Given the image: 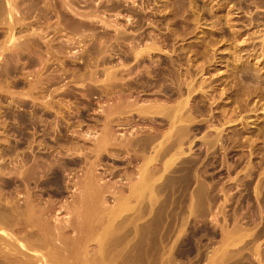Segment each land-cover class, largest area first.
I'll use <instances>...</instances> for the list:
<instances>
[{
    "label": "rangeland",
    "instance_id": "obj_1",
    "mask_svg": "<svg viewBox=\"0 0 264 264\" xmlns=\"http://www.w3.org/2000/svg\"><path fill=\"white\" fill-rule=\"evenodd\" d=\"M15 0H13V2H14ZM38 0H16L13 4L16 6V4L19 6H16L15 8L17 9H15L16 11H12V20H14V27H13V29H12V36H13V39L14 38H17V39H15L16 41H14V44L12 45V43H13V40H12V43L11 42H9V44H11L10 45V47H9V44L8 43H5V42H7V41H3L4 39H6L7 40V38H8V35H9V33H10V30H5V26H6V23H3V22H9V21H6V19H8L7 17H6V19H4L5 17L4 16H6V14H7V7H5V5L3 6L5 9L3 10V7H2V5H3V2H4V0H0V3H2L0 6V8H1V12H0V16L2 15V13L3 14H5L4 12H6V14L3 16H1L2 18H0V21L2 22V20H3V22H2V24L0 23V43H1V45L0 46H2V47H0V93H1V95L2 96H4V97H1L0 96V101L2 102H0V144L2 145L5 141H7L6 139H8V138H10V140H9V143H11V144H13V143H15L14 141L16 140L17 142L18 141H22V140H26L27 142H28V140H29V138H32L33 136L32 135H35V134H37L38 136H39V134H40V132H41V130H43L42 128H44V126H45V128L46 129H49V128H51V130L53 131V130H55L54 132L55 133H52V131L50 130V135L51 136H53L56 140H57V142L55 141V139L53 138V137H51V136H46V135H43V138H45V141L47 142V143H51V142H53L54 144H57V145H54L53 143H51L52 145H54V147H53V150L56 152V155L55 156H53V159L54 158H57V159H60L61 157H63V156H67L66 158H62L61 160L62 161H64V162H62L61 160L59 161V160H57L56 159V164H57V166L59 167V168H61V170H62V172L65 174V176L67 177V178H69L70 177V175H72L71 177L72 178H70V179H76V178H74V176L76 175V176H78V175H80L81 173H82V171L83 170H80V169H83V162L81 163V161L80 162H74V163H72L73 161H72V159L71 158H68L70 155H72L73 154V152H74V149H76L77 147V144H78V148L75 150V152L77 151V150H80V148H81V150L83 151L82 153L80 152V154H79V152L77 153H74V155L75 154H77L76 155V157L74 156V155H72V156H70V157H75V158H77V157H79V156H82L84 153H87V151H88V155H87V157H88V159H90L91 157V159L93 160L94 159V153H93V151H92V153H91V151H90V146L91 145H93V144H95V142L93 141H91L92 139V137H94L93 135H92V133H94L95 131V133L94 134H96L97 132H98V123L96 124V122H97V120L98 119H100L99 118V116H101L102 118H103V112H101L100 110H102L103 109V107H106L105 105L107 104H109V103H111V100H113V98L115 99L116 98V96L115 97H113L114 95H115V93H114V95H113V91L114 92H116V95H119V94H122V95H124V92H125V94H127V93H130L131 91L133 92H131L130 94H127L128 96H126V95H124L125 97H127V98H129V96H130V98H133L135 95L134 94H136L135 93V90L137 89V87H138V89L136 90L137 91V93L140 91V93H142L141 95H139V93H138V99H139V102H145V101H147V99L148 100H150V98H151V100L152 99H154L155 97L153 96V95H155V96H161V97H156V98H159V99H162V100H164V95H162V93H159L158 94V92H160V90H159V88L158 89H154L155 87L157 88V87H160V89H161V85H159V84H157V83H161L160 81H158L156 84L157 85H159V86H157L156 84H155V81H153V78L155 79V75H153L154 73H155V70H156V68H157V70L158 69H160L161 68V66L159 65L160 63H161V65H163L162 67L163 68H165V69H168L169 68V66L167 65V61L169 62V61H173L174 63V66H175V68L176 67H178L179 68V70L181 71L182 70V72H184L185 71V68H191L192 69V71H196V74H195V76L196 77H194L195 78V80H197V82H199L198 80L201 78V77H209V78H214V77H217V76H219V77H221L218 81H221V87H222V85L224 86V82H226L227 81V86L230 84V82H231V85L233 84L232 83V81H230L231 80V77H230V73L232 72V70L234 69L235 70V67L237 68V66H235V65H237V63L238 62H242V64H246V65H255L254 67H256V68H258L259 70H258V73L260 74V76H261V78H262V81L264 82V55H262V54H264V42H263V40H264V1L263 0H175V5H174V3H173V0H136V1H144V2H141V6H139L140 5V2H138V4H137V2L136 1H132V0H129L130 1V3L128 2V0H126V1H124V0H114V1H112V0H105L106 2V4L107 3H109L110 4V1H112L111 2V4H113L114 5V7L112 6V5H109V4H107V6H109V7H106V4H105V6H104V0H102V3H101V1L99 0H97L98 1V3L100 2V4H98L97 3V1L96 2H94L93 0L91 1V0H86V1H81V0H78V1H81L80 2V7L78 6V1L77 0H74L73 1V3H72V7L74 8V6L75 7H77L75 10L73 9V11H72V9L70 8L69 10L67 9V8H69V7H66V9H67V12H66V10L65 9H63V11H62V13H61V15L63 14L65 17L63 18L61 15H59V13H60V11L62 10V7L59 5V3H60V1L59 0H55V2H54V0H50V1H48V0H45V1H47V2H45V1H41V0H39V1H41V2H37ZM58 1H59V3H58ZM92 2L91 3V6H90V2ZM116 1V2H115ZM146 1V2H145ZM178 1H179V3L181 2V5L178 3ZM255 1V2H254ZM16 2H18V3H16ZM23 2V3H22ZM74 2H76L77 3V5H74ZM83 2V3H82ZM89 2V3H88ZM94 2V3H93ZM122 2V3H121ZM126 2H128V3H125ZM166 2H168L167 4H166ZM173 4H172V3ZM182 2H184V3H182ZM32 3V4H31ZM43 3V4H42ZM45 3H47V4H50V3H54V4H56L55 6H54V4H53V6H54V8H53V6H52V4H50V6L49 7H47L48 5L47 4H45ZM75 3V4H76ZM86 3H88L87 4V6H90V8L91 9H89V8H87L86 6H84V5H82V4H85L86 5ZM95 3H97V5H95ZM119 5H118V4ZM121 3V4H120ZM132 3L133 4H135L136 6H134V8H136L137 10H134V9H132V7H133V5H132ZM142 3H143V5H142ZM165 3V4H164ZM176 3H178V4H176ZM191 3H193V4H191ZM260 3V4H259ZM41 4V5H40ZM93 4V5H92ZM102 4V5H101ZM116 4V5H115ZM125 4V5H124ZM130 4V5H129ZM184 4V5H183ZM191 4V5H190ZM14 5H13V7H14ZM45 5H47V6H45ZM98 5H100L101 6V11L100 12H98L100 9L98 8V7H100V6H98ZM122 5V6H121ZM145 5V6H144ZM168 5V6H167ZM172 5V6H171ZM183 5V6H182ZM190 5V6H189ZM41 6V7H40ZM43 6H45L46 8H45V10L47 9V8H49V10L47 9L46 10V12H44L45 10H44V7ZM56 6L58 7V6H60V7H58L59 8V11H58V9L56 8ZM96 6H97V8H96ZM118 6H120L121 7V9H120V7L118 8ZM125 6V7H124ZM130 6H132V7H130ZM144 6V7H143ZM174 6V7H173ZM175 6H176V8H177V10H176V8H175ZM181 6V7H180ZM86 7V8H85ZM93 7H94V9H93ZM107 8V11L106 12H103V11H105L106 10V8ZM130 7V8H129ZM174 9H173V8ZM41 8H43V9H41ZM78 8H80L81 10L83 9L84 11L87 9L88 11L89 10H91L90 12H88V14H87V10L84 12L83 11V13L81 12V10H78L77 11V9ZM105 8V9H104ZM113 10H112V9ZM116 9V11H115V9ZM124 8H125V10H124ZM126 8H128V10L129 9H131L130 11H127V9ZM165 8V9H164ZM172 8V9H171ZM50 9H52V10H50ZM55 9H57V11L55 10ZM97 9H99V10H97ZM104 9V10H103ZM109 9V10H108ZM118 9H120V11L118 10ZM141 9H142V12H141ZM172 10V12L171 11H169V10ZM3 10V11H2ZM6 10V11H5ZM42 10V11H41ZM44 10V11H43ZM92 10H94L95 11V13H97V14H99V16L101 17L102 16V19H103V21H101V20H99L100 19V17L99 16H97L96 14L95 15H93V14H90V13H94V11L92 12ZM103 10V11H102ZM118 10V11H117ZM64 11H65V13H64ZM70 11V12H69ZM74 11L75 12H77L76 14L74 13ZM81 12L82 14H78V12ZM108 11H110L109 13H108ZM134 13H133V12ZM135 11H137V12H135ZM42 12H44V14H46L47 16H44V14H41ZM49 12H51V14L53 15V13H54V15L52 16V15H50V13ZM71 12H73L72 14L73 15H75V16H78V17H75V16H72V14H71ZM79 12V13H80ZM115 12V13H114ZM117 12V13H116ZM120 12V13H119ZM121 12H124V13H121ZM129 12V13H128ZM132 12V13H131ZM138 12H140V13H138ZM23 13H25V14H23ZM55 13H56V15H58V16H55ZM58 13V14H57ZM67 13V14H66ZM70 13V14H69ZM100 13L102 14V15H100ZM119 13V14H118ZM128 15H127V14ZM16 14H17V19L15 18V16H16ZM27 14V16H25ZM40 14V15H39ZM48 14H49V17H48ZM84 14H87L88 16H86L85 18H86V21L88 20V18H91L92 16V20H95V18L96 17H99V19L98 18H96V23H98V24H95V21L92 23L91 21H89V20H91V19H89L88 21H87V23L89 22V24L91 23L92 24V26H90L89 24V26L90 27H87V23H84L85 24V26L87 27V28H85V30H83L82 29V27H84V25L82 26V27H78V25H77V22L79 21V20H81L82 19V21L83 22H85V18L83 17V15ZM123 14V15H122ZM126 16H129V17H126ZM133 14V15H132ZM141 14H142V16H141ZM20 15L22 16L21 18H20ZM38 15H39V17H38ZM43 15V16H42ZM69 15H70V17H69ZM91 15V17H89ZM120 15V16H119ZM123 17H122V16ZM137 15H140V16H137ZM25 16V18H24V20H22V18ZM37 16V17H36ZM79 16H81V17H83V18H80ZM96 16V17H95ZM105 17V19L107 18V17H109V18H107L108 19V22H107V24L108 23H111V21H114V20H117L119 23H118V25L120 24V25H122V22H123V25H124V23L126 24L127 23V21H132V23L134 24H132V23H130V22H128V24L130 23V25H128V24H126L125 26H120L119 28H121V30L118 28V26H117V23L114 25V23L115 22H117V21H115V22H113V23H111V26L112 27H109L110 26V24H109V26L108 25H106L105 26V24H103L102 25V27H99V24L101 25L104 21H105V19H104V17ZM133 16V17H132ZM136 16V17H135ZM217 16H218V18H217ZM35 17H36V19H35ZM41 17V18H40ZM42 17H43V24L45 23V22H47V24L45 25L44 24V26H43V24L42 25H39V24H37V23H42L41 22V20H42ZM45 17H47L48 18V20L46 21V20H44V19H46ZM54 18V20H53V18ZM59 17V18H58ZM62 17V18H61ZM72 17V18H71ZM88 17V18H87ZM121 17H122V19H121ZM139 17H141V19L143 20H140L139 19ZM144 17H147V19L146 18H144ZM37 18H39V19H37ZM55 18H57V19H60L59 20V22H60V26H61V29H60V26H59V22H56V20H55ZM66 18V20L63 22V20ZM69 18H70V22H69ZM73 18H74V20H73ZM94 18V19H93ZM125 18V19H124ZM129 18L130 19H134L135 21L134 22H136V23H134L133 22V20H129ZM68 19V20H67ZM77 20V22H76V20ZM98 19V20H97ZM107 19H106V21H107ZM111 19H114V20H111ZM139 19V20H138ZM217 19H219V22H218V20ZM229 19V20H228ZM20 20V21H19ZM31 20H39L38 22L37 21H33L32 23H31ZM51 20H52V22H53V26L51 25ZM75 23L74 25H75V29H73V31H74V33H76L75 35H72V34H74V33H72L71 34V32H72V29H71V27H74V25L73 24H71V22L72 21ZM127 20V21H126ZM137 20V21H136ZM228 20V21H227ZM19 22V24H18V22ZM21 21H23L24 22V24H22L21 23ZM28 21H30V23L28 22ZM45 21V22H44ZM58 21V20H57ZM67 21H68V23H67ZM97 21H100V22H97ZM106 21H105V23H106ZM110 21V22H109ZM125 21V22H124ZM148 21H151V24H150V22H148ZM153 21V22H152ZM25 22L27 23V25L25 24ZM56 22V23H55ZM137 22H139V25L137 26ZM143 22V23H142ZM16 23V24H15ZM35 23V24H34ZM50 23V24H49ZM58 23V24H57ZM4 24V25H3ZM20 24H22V25H20ZM28 24H29V28L27 29V31L29 32V30L32 32L33 30V28H35V29H37V30H39V29H42V30H39V31H41L40 33L42 34V35H44L45 34V30H46V35H44L43 37H45V38H40V36H42V35H40V33H39V31L37 32V36L36 35H33V32L31 33L30 32V34L32 35V36H35V37H32L31 38V35H29V34H25V33H28L25 29L28 27ZM31 24H32V26L34 25V27L32 28L31 27ZM55 24H56V27H57V29L55 28ZM64 24V25H63ZM66 24V25H65ZM95 24V25H94ZM113 24V25H112ZM133 26H132V25ZM136 24V25H135ZM141 24V25H140ZM143 24V25H142ZM146 24V25H145ZM148 24V25H147ZM1 25H3L2 27H4V28H2L1 27ZM16 25V26H15ZM37 25H38V27H37ZM48 25V26H47ZM69 25H71L70 27H69ZM94 25V26H93ZM25 26H26V28H25ZM43 26V27H42ZM51 27V28H55L56 29V31L58 30H60V31H62L63 32V30H64V32H66V34L65 35H61V33L62 32H58L57 31V33L55 32V29H49L48 27ZM58 26H59V29H58ZM65 26H67L66 28L68 29V27L70 28L69 29V31L70 32H68L67 31V29L65 28ZM116 27V28H118L117 30H115V28L114 27ZM129 26H131V27H134L133 29L134 30H132V28L130 27L129 28ZM140 26H142L141 28H142V30L143 29H145V30H143V32H142V30H141V28H140ZM144 26V27H143ZM147 26V27H146ZM7 27V26H6ZM40 27V28H39ZM63 27V28H62ZM76 27H78L79 28V31H81L82 33H80L79 31H78V28H76ZM96 27V29H95V31L93 30V32H92V30L90 31V32H92V33H88V31L90 30V29H94V28ZM106 27V28H105ZM124 27V28H123ZM129 28V30L131 31V33L128 31V28ZM137 27H139V28H137ZM16 28V29H15ZM25 28V29H24ZM32 28V29H31ZM46 28V29H45ZM65 28V29H64ZM90 28V29H89ZM99 28V29H98ZM105 28V29H104ZM111 28H114V29H111ZM126 28V29H125ZM136 28H137V30H136ZM34 29V31H36ZM45 29V30H44ZM88 31H87V30ZM100 29H101V32H102V34H101V32L99 33L98 31H100ZM106 29H109V30H106ZM111 29V30H110ZM126 31H125V30ZM139 29V30H138ZM16 30V31H15ZM48 30H49V32H48ZM96 30H98V31H96ZM103 30V31H102ZM123 30H124V33H127V34H129L128 36H127V34L125 35L124 33H123ZM135 30L138 32V31H140V32H138L137 34H135V36L133 35L134 34V32H135ZM43 31V32H42ZM53 31V32H52ZM86 33H85V32ZM106 31H108V32H106ZM115 31V32H114ZM116 31H118L117 33H119L118 35H116L117 33H116ZM147 31H152V33H150L151 34V36H153V34L155 35V37H157L158 36V38L160 39V41L161 42H159V40H157L154 36V39H155V45H157V47H158V44L162 47V48H164V50H162V48L160 47H158L159 48V50L160 51H158V50H153V52H152V50L149 52L150 53V55L149 54H146L145 56V59L144 60H146V61H144V60H142V61H140V63L138 64L137 63V61L134 59V57H131L132 55H130L128 52L130 51L129 49H131L130 47H133V46H130V45H132L133 43H130V41H132V40H134V41H132V42H136V41H138L137 43H135V44H133V45H135V47H137V46H139V47H143V46H145L146 44H149L150 43V40L152 41V39H153V37H151V39L149 38V36H150V34L147 32ZM7 32V33H6ZM55 32V33H54ZM77 32H79L80 33V35H79V33H77ZM94 32H96L97 33V35L96 34H94ZM109 32H111V33H109ZM113 32V33H112ZM122 32V33H121ZM142 32V33H141ZM144 32L146 33V34H144ZM250 32H251V34H250ZM254 32V33H253ZM36 33V32H35ZM34 33V34H35ZM44 33V34H43ZM60 33V34H59ZM108 33V34H107ZM136 33V32H135ZM139 33H141V35H142V37L140 36V34ZM147 33L149 34L148 36H146L147 35ZM197 33V34H196ZM237 33V34H236ZM248 33H249V35H248ZM62 34H64V33H62ZM68 34V35H67ZM69 34H70V37H69ZM86 34V35H85ZM93 34H94V36H93ZM114 36L113 38H112V36ZM115 34V35H114ZM120 34H122L123 35V38L121 39V35ZM131 34L133 35L132 37L133 38H131ZM144 34V35H143ZM160 34V35H159ZM261 34H263V35H261ZM25 35L27 36H30L29 38H30V40H28V39H26L25 38ZM40 35V36H39ZM67 35V36H66ZM72 35V36H71ZM77 35V36H76ZM84 35V36H83ZM87 35H89V36H87ZM91 35L94 37V38H91ZM107 35H110L111 37L109 38ZM137 35V36H136ZM139 35V36H138ZM161 35H165L166 37V40H167V42H168V45L166 44V40H165V38L162 36V39L163 40H161ZM64 36H66V38L68 39V40H70L71 42H72V39L74 38V37H76L75 39H76V41H75V39H73L74 41V43L72 42H70V41H68L67 40V42H70L69 43V45H67L68 43H66L65 44V40H66V38H63ZM81 38H80V37ZM89 38H87V37ZM101 36V37H100ZM102 36H103V38L106 36L107 37V39L109 40V44H108V41H106L105 40V42H104V40H103V38H102ZM117 36V37H116ZM119 36V37H118ZM121 36V37H120ZM125 36H127L126 38H125ZM130 36V37H129ZM160 36V37H159ZM169 36V37H168ZM263 36V37H262ZM77 37H79V38H77ZM84 37H86V38H84ZM98 37H100V40L101 41H103L104 43H101V41L99 40V38ZM134 37H138V39L136 40V38L134 39ZM141 39H140V38ZM146 37V39H145V43H143V40H144V38ZM147 37H148V39H147ZM249 37V38H248ZM82 38H84V41H83V39ZM95 38H97L96 40H93V39H95ZM111 38H112V40H111ZM118 38V39H117ZM119 38L121 39L120 41H122V42H120L119 41ZM129 38V39H128ZM246 38H247V40H246ZM252 38V39H251ZM48 39V40H47ZM49 39H50V41H49ZM60 39V40H59ZM80 39V41H78ZM81 39H82V41H81ZM86 39V40H85ZM90 39H92V40H90ZM104 39H106V38H104ZM115 39H117L118 41H119V44H118V41L117 40H115ZM129 40V42H128V40ZM150 39V40H149ZM171 39V40H170ZM209 39H211L210 41H209ZM243 41H242V40ZM245 39V40H244ZM22 40H24V41H22ZM26 40H28L29 42H31V43H29L28 41L25 43V41ZM34 40V41H33ZM35 40L39 43V45H38V43H35ZM44 40L46 41L47 40V42L44 44ZM63 40V41H62ZM99 41V44L100 45H98V41ZM115 40V41H114ZM123 40H127V41H123ZM140 40V41H139ZM147 40V41H146ZM149 40V41H148ZM158 42H157V41ZM170 40V41H169ZM210 42V44H209V42ZM3 41V42H2ZM62 41V42H61ZM88 41V42H87ZM162 41H164V43H162ZM206 41H207V47H206V49L205 50H208V52L206 53V55L207 56H202L201 54L199 55V54H197L196 52L197 51H199V50H201V49H203L204 50V48H205V43H206ZM241 41V42H240ZM21 42H23V43H25L26 45H23ZM34 42V43H33ZM48 42H51L52 43V46H51V44L50 43H48ZM60 42V45L58 44ZM63 42H64V44L69 48V51H67L68 49H67V47H65V45L63 44ZM77 42V43H76ZM79 42V43H78ZM91 42V44H90V46L88 45L89 43ZM97 42V43H96ZM114 42V43H113ZM143 44H142V43ZM212 42V43H211ZM2 43H4V44H2ZM40 43H41V46H40ZM44 45H43V44ZM96 43V44H95ZM111 43H113V45H110ZM6 44V45H5ZM8 44V45H7ZM19 44H21V45H23L24 47H25V49H24V47H22V46H20ZM27 44H28V46H27ZM32 46H31V45ZM50 44V45H49ZM53 44H55V46L53 45ZM57 44H58V46L61 48H59L58 46H57ZM64 45V46H62V45ZM96 45L97 46V49H100V50H97L95 47L96 46H94V45ZM101 44H102V46H103V44H104V46H106V47H104V50H103V48H102V46H101ZM125 44L127 45L126 46V49H125ZM129 44V45H128ZM136 44H137V46H136ZM138 44H140V45H138ZM162 44V45H161ZM164 44V45H163ZM16 45H19L21 48H19L18 47V49H16L17 47H16ZM45 45H49L50 47H52L51 49H50V47L48 48V49H44V48H46V47H44ZM92 45H93V47H92ZM108 45V46H107ZM109 45L111 46V47H109ZM116 45V46H115ZM142 45V46H141ZM167 45V46H166ZM204 45V46H203ZM7 48V49H4L3 51V53H2V49L3 48H5V47ZM8 46V47H7ZM12 46V47H11ZM27 46V47H26ZM29 46H31L30 48L31 49H33V50H29L30 51V53H28V47ZM71 48H70V47ZM100 48H99V47ZM118 46L120 47L119 49H118ZM41 47H42V49H41ZM62 47H64V50H63V54H61L62 52ZM92 48V53L90 52L91 51V48ZM114 47L117 49H114ZM27 48V49H26ZM55 48H56V50H55ZM58 48V49H57ZM90 49V51H89V49ZM95 50H94V49ZM106 48V49H105ZM107 48H108V50H107ZM112 48V49H111ZM125 49V50H123V49ZM201 48V49H200ZM15 49L16 50H18V51H20L21 53H17V51H16V53H14V52H12V51H15ZM20 49H22V51L20 50ZM43 49H44V51H43ZM66 49V50H65ZM102 49V50H101ZM112 51H111V50ZM123 50V51H121V50ZM198 49V50H197ZM256 49V50H255ZM46 50H48V52L46 51ZM50 50H52V51H50ZM57 51L58 50V52H56V54H59L58 56H60V57H63V55L65 54V56H64V58H60V57H57V55L55 56H52V57H50L51 55H53L51 52H53V51ZM74 51V52H72V51ZM107 50V51H106ZM115 50V51H114ZM126 50L128 51V52H126ZM171 52H170V51ZM173 50V51H172ZM195 50V51H194ZM60 51V52H59ZM71 51V52H70ZM95 51V52H94ZM97 51V52H96ZM101 53H100V52ZM102 51H105L104 53L106 54H104ZM126 52L124 55H125V57H124V55H123V52ZM40 52H44V54L43 53H41L40 54ZM45 52H46V56H49L48 54L49 53H51L50 54V56L49 57H47V60H45L46 59V56H45ZM65 52H68V56H66L67 54L65 53ZM94 52V53H93ZM107 52V53H106ZM112 52V53H111ZM119 52V53H118ZM156 52V53H155ZM181 53L180 54V56L178 55V53ZM38 53H39V55H40V57H39V55H38ZM69 53H73L72 54V56H69ZM97 53H98V56H96L97 55ZM122 53V54H121ZM128 53V55H130L129 57H127L128 55H126ZM157 53H159V54H157ZM92 54V55H91ZM94 54H96V55H94ZM105 56H107V57H105ZM109 54V55H108ZM111 54V55H110ZM195 54V55H194ZM197 54V55H196ZM25 55V56H24ZM71 55V54H70ZM100 55V56H99ZM148 55V56H147ZM151 55H153V56H151ZM93 56H95L96 57V63H98L97 65H99V66H97L98 68H95L96 67V63L94 64V59L93 58H91V57H93ZM104 56V60H105V62L104 61H102L103 59H102V57ZM150 56H151V59L152 60H148L149 58H150ZM173 56V57H172ZM176 56H178V58L176 57ZM239 56V57H238ZM45 57V58H44ZM57 57V58H56ZM65 57L69 60H67V59H65ZM153 57V58H152ZM170 57H172V58H170ZM204 57V58H203ZM207 58V60H206V58ZM40 58H43L42 60H44V61H46L47 62V64H44L45 66H47V67H45L43 64H41V62H43V63H45L44 61H41L40 62ZM100 58H101V60H100ZM122 58V59H121ZM129 58V59H128ZM130 58H131V60H130ZM160 58V59H159ZM164 60H163V59ZM59 59V60H58ZM63 59V60H62ZM121 59V60H120ZM155 59V60H154ZM159 59V60H158ZM171 59V60H170ZM182 59V60H181ZM240 59V60H239ZM29 60V61H28ZM38 60H39V62H38ZM65 60H67V61H65ZM117 60H119V61H117ZM122 60H125L124 62H126V63H122ZM128 60V61H127ZM135 60V61H134ZM178 61V64L176 63L177 61ZM239 60V61H238ZM257 60V61H256ZM31 61V62H30ZM65 61V62H64ZM89 61H91V62H89ZM92 61H94L93 63H92ZM98 61V62H97ZM107 61H109L108 63H107ZM130 61V62H129ZM132 61H133V63H132ZM147 61H148V63L149 62H151V65L152 66H150V63H149V65H147ZM162 61V62H161ZM165 63H164V62ZM65 63V64H62V63ZM72 64H71V63ZM84 62H86V63H84ZM88 62V63H87ZM122 63V64H126V65H128L127 63H131L130 64V66H131V68H134L135 70V74H131V73H133V72H131L133 69H130V67H129V69H128V67L126 68V67H124V68H126L125 69V71H123L124 70V68L122 67L121 69L120 68H118V67H120V65L118 64V63ZM143 62V63H142ZM154 62V64H152ZM181 63V65H180V63ZM245 62V63H244ZM27 63H31L30 65L29 64H27ZM40 65H39V64ZM89 63H92V65L90 64V65H88ZM116 63V64H115ZM141 63H142V65L144 64V63H146V64H144L143 66L141 65ZM159 63V64H158ZM252 63V64H251ZM13 64H15L16 66L14 67V65ZM87 64V65H86ZM95 66H94V65ZM103 64H104V66L107 68V67H109V65H110V69L109 70H111L112 69V67H114V69H115V66L117 67V65H119L117 68V70L116 71H114V74L115 75H113L112 74V77L113 78H111V79H114V80H112L113 82H111L110 80V82L112 83L111 85L113 86V88H112V86H111V89H110V86L107 88V86L108 85H110V84H108V83H105L106 82V79H105V77L107 78L108 76H105L106 75V70H104L101 66H103ZM136 64H138V66L136 65ZM170 64V63H169ZM173 64H172V67H174L173 66ZM200 64V65H199ZM203 64H204V67H203V71H202V73H201V69H198V68H200V66L202 65L203 66ZM258 64V65H257ZM11 65H13V67L11 66ZM39 67H38V66ZM41 65L42 66H44V69H42L41 68ZM62 67H64L63 69H64V72H61V69L62 68H60V66ZM68 65V66H67ZM74 65H75V67H74ZM83 65H84V67L86 68V69H88V68H90V69H88V70H90V72L91 73H93L92 75H93V79H89V77L91 76V74H90V72L88 71V70H85V68H83ZM101 65V66H100ZM111 65H114V66H112L111 67ZM142 66V68H146L147 66H148V70L147 69H142L141 68V66ZM156 65H158V67L156 66ZM25 66V67H24ZM28 66V67H27ZM36 66V67H35ZM73 68L74 67V69H77L76 71H74V69H69V68H71V67ZM79 66V67H78ZM88 66V67H87ZM89 66H93L94 68H92L93 70H91V67H89ZM160 66V67H159ZM167 66V67H166ZM189 66V67H188ZM197 66H199V67H197ZM202 66H201V68H202ZM7 67H8V69H7ZM67 67H69V68H67ZM101 67V68H100ZM136 67V68H135ZM141 69V71H140V69ZM149 67H151V69H152V67L154 68V72H153V70H151ZM234 67V68H233ZM9 68H12V69H9ZM14 68H16L14 71H13V69ZM38 68V71H36V69ZM40 68V69H39ZM49 70H48V69ZM60 69V72L63 74V77H62V74L59 72V69ZM65 68H66V70H65ZM78 68H80V69H78ZM9 70V72L7 71V70ZM58 69V70H57ZM95 69V70H94ZM102 69V70H101ZM120 69V71L119 72H121V73H118L117 71ZM131 70V71H128V70ZM150 69V70H149ZM198 69V70H197ZM11 70H12V72H11ZM39 70H42V71H39ZM47 70V71H46ZM67 70H68V72H67ZM71 70H73V71H71ZM84 70V71H83ZM101 71V73L99 72V71ZM147 70V71H146ZM157 70H156V72H157ZM217 70H218V72H217ZM233 70V71H234ZM38 72L39 74H37L36 72ZM63 71V70H62ZM65 71L67 72V73H69L70 71V74H69V76H68V74L67 73H65ZM86 71H88V74H87V72ZM102 71H104L105 72V75H104V73H103V75H102ZM127 71V72H126ZM137 71H139V72H137ZM147 72V73H149L148 71H151L150 73H151V75L153 76V78L151 79L150 78V75H148L146 72V74L149 76H147L146 74H144L145 75V77L143 76V72ZM251 73H252V71L251 70H249ZM36 74H35V73ZM58 72V73H57ZM73 72H76L75 74H73ZM80 73L79 74V76H78V73ZM82 72V73H81ZM94 72H97V75L94 73ZM99 72V73H98ZM115 72H117V73H115ZM122 72H126V73H122ZM130 72V73H129ZM167 72V71H166ZM165 72V73H166ZM40 73H42V74H40ZM50 73H51V75H50ZM84 73H86V74H84ZM128 73V74H127ZM138 73H142L141 75H139ZM149 73V74H150ZM199 73V74H198ZM250 73V74H251ZM47 74V75H46ZM74 76H73V75ZM116 74L118 75L117 76V78L118 79H116L115 77H116ZM120 74V75H119ZM121 74H123L122 76H121ZM137 74H138V76H137ZM194 74V73H193ZM229 74V76L227 77V79H225V77H226V75H228ZM35 75V76H34ZM39 76V80H37V83L36 82H34V81H36V79H38V76ZM41 75V76H40ZM49 75V76H48ZM57 75V76H56ZM61 75V76H60ZM64 75L66 76V77H68V78H65L64 80L62 79V78H64ZM71 75V76H70ZM87 75H88V77H87ZM90 75V76H89ZM124 75H126V77L124 76ZM135 75V76H134ZM200 75V76H199ZM205 75V76H204ZM214 75V76H213ZM37 76V77H36ZM45 76H46V78H45ZM58 76H60V79H56V78H58ZM95 76H96V79H98V80H100V78H101V80L100 81H102L103 79H105L104 81H103V83L102 82H100V81H96L94 78H95ZM105 76V77H104ZM120 76L122 77V78H120ZM137 76V77H136ZM141 76H143L142 78H138V77H141ZM147 76V77H146ZM165 76L168 78L169 76H167L166 74H165ZM192 76H194V75H192ZM40 77H41V79H42V81H41V79H40ZM50 77H52V78H54V79H49ZM62 77V78H61ZM111 77V76H110ZM133 77V79H131ZM33 78V79H32ZM143 78L144 79H146L147 78V80H143ZM148 78H150L149 80L150 81H148ZM170 78V77H169ZM13 79V80H12ZM47 79H49V80H53V81H50L53 85H50V86H48L49 85V80L47 81ZM55 79L57 80V81H55ZM62 79V80H61ZM108 79H110V78H108ZM107 79V80H108ZM121 79V80H120ZM125 81H124V80ZM130 80V81H128V80ZM139 79L141 80L140 81V83H136L135 84V82L138 80L139 81ZM225 79V80H224ZM229 79V80H228ZM13 82H12V81ZM208 80L209 79H207V82H208ZM10 81V82H9ZM40 81H41V83H43V84H40ZM58 81H60L59 83H58ZM114 81H116V83H114ZM122 82L121 83V85H125L126 83H132V86L134 85V86H136L135 88H134V86L132 87V86H130V88H131V90L128 88V89H126L127 88V86H125L124 88H123V86L121 87V89H123V91L122 90H120L119 91V89H120V86H118L119 87V89L118 90H116L118 87L117 86H115V84H119L120 85V82ZM126 81H128V82H126ZM135 81V82H134ZM137 81V82H138ZM146 81H148V82H146ZM246 81L247 82H249L248 81V79H246ZM4 82H6V83H12L11 85H9V86H6L7 84L6 83H4ZM15 82V83H14ZM47 82H48V85H47ZM53 82H56L57 84H54ZM143 82V83H142ZM144 82H145V84H144ZM150 82H152L151 84H154L153 86H150ZM14 83V84H13ZM30 85H29V84ZM32 83V84H31ZM39 83V84H38ZM50 83V84H51ZM125 83V84H124ZM142 83V85L144 84L145 86H142L141 85V88H140V84ZM147 83V84H146ZM251 82H249L248 84L249 85H251V86H253V84L251 83ZM4 84V85H3ZM60 84V85H59ZM62 84H63V87H67L69 90V92H66L67 91V88L65 89V88H63L62 87ZM102 84H104L103 85V88H101V87H99V85H102ZM108 84V85H107ZM262 84V86L264 85L263 83H261ZM28 85V86H27ZM43 85H44V87H43ZM47 85V87H45ZM150 87H149V86ZM226 85V84H225ZM6 86V88L9 90V92H7L8 90L7 89H3L4 87ZM12 86V87H11ZM30 86V87H29ZM38 86V87H37ZM40 86H42L41 88H40ZM55 86V87H54ZM57 86H58V88H60L61 87V90L63 91V90H65V91H61L63 94H61V92H59L58 91V88H57ZM104 86H106V88L108 89H105V87ZM117 87V88H115V87ZM227 86H226V88H227ZM3 87V88H2ZM9 87V88H8ZM50 88V90L51 89H53V90H55V92L53 93V91L51 90L50 92H48L49 94L50 93H52L53 95H49L50 96V98L48 99L47 97H49L47 94L48 93H45V95L43 96V95H41V94H37V93H40L39 91H42V92H46V90H48L49 91V89H47V88ZM54 87V88H53ZM145 87V88H144ZM148 87V88H147ZM153 87V88H152ZM264 87V86H263ZM28 88H30L29 90L30 91H27L28 90ZM37 88H39L38 90H37ZM45 88H46V90H45ZM57 90H56V89ZM63 88V89H62ZM140 88V89H139ZM205 88V87H204ZM224 88V90L226 91V93L228 94V92H229V90L227 89H225V86L223 87ZM2 89H3V91H2ZM41 89V90H40ZM89 89V90H88ZM102 89H103V91H102ZM110 89V90H109ZM132 89H134V90H132ZM146 89H147V91L148 92H146ZM154 89V90H153ZM248 89V88H247ZM112 90V91H111ZM116 90V91H115ZM129 91V92H127V91ZM139 90V91H138ZM145 90V91H144ZM152 91L153 93H155V94H153L152 92V95H151V93H150V91ZM157 90H159L158 92H157ZM6 91V92H5ZM13 91H14V93H13ZM24 91V93H28L29 92V96H25L22 92ZM98 91H100L99 93H98ZM107 93H106V92ZM111 91V92H110ZM119 91V92H118ZM144 91V92H143ZM155 91V92H154ZM163 90H161V92H162ZM12 92V93H11ZM18 92V93H17ZM21 92V93H20ZM41 92V93H42ZM57 92L59 93V94H57ZM67 93V94H64V93ZM102 92L104 93L103 95H102ZM127 92V93H126ZM10 93V94H9ZM15 93H16V95H15ZM20 93V94H19ZM70 93V94H69ZM101 93V94H100ZM112 93V95H110ZM119 93V94H118ZM148 93H150V94H148ZM254 91L253 92H251L250 93V95H248V97H250V98H248L249 99V101L251 102H249V105L247 106V108H246V110H244V111H239V112H231V110H232V108H234L235 106V102L233 103L231 100L233 99L230 95H229V97H225L226 96V94L224 93L223 95H221V96H216L217 98H216V100L217 101H224V100H226V101H224V102H226L227 104L225 105V113H228V115L230 114V113H232V118L231 119H233V121L234 122H232V120H231V122H229L228 124H226L227 122H224V123H222L223 122V120H225L224 118L222 119V114H224V112L221 114V112L218 110V109H214V104H213V106L211 105V109L213 108V115L212 116H217V119L219 120V118H221L219 121L215 118V117H211L208 113H210V111L209 112H207L206 113V109L205 108H207V107H205L204 109L205 110H203V112L202 111H200V112H195V118H203L202 116H203V114L205 113L206 115L208 114V116L209 117H211V119L208 117V116H206L205 114H204V117L206 118L207 117V119H208V121L210 120L212 123H209L208 121L205 123V128L204 127H202V130L200 129V130H198V129H194L195 130V132H194V130H193V132L191 131V134H192V136H191V138L193 139H190L192 142H190L189 144H186V143H184L183 145H182V147H183V152H185V153H182V154H180L179 156H178V158L173 162V164L170 166V168L171 169H168V170H170L169 172H168V170H167V172L165 171L164 173H162V174H160L159 172H161V171H156L155 173H151V174H156L157 172H158V175L161 177L160 179L161 180H159V177L158 178H156V179H158L157 181L156 180H152V178H154L155 176L157 177L158 175L156 174L154 177L153 176H151V178L149 177L150 175H148V177L151 179L150 181H149V178L148 177H146L147 179H145V180H148V183H151L152 184V182L151 181H156L157 182V189H155L156 188V182H155V188H154V190H156L155 192H153L152 190H153V187H154V182H153V184L152 185H150L149 187H150V189H151V191H150V189L148 188V187H146L144 190L145 191H147V194L144 192V190H143V192L146 194V196H145V194H143V192H142V194L144 195H140V196H138V197H143V199H142V197L141 198H135V196H133V198H132V196L131 195H133V194H129L128 192H130V190L129 189H127V188H130V185H128V184H130L131 183V185H133L134 184V182L133 181H135V183L137 182V180H138V176H139V171L137 170V166L141 163V158L140 157H137L138 155H136V151H134L135 150V148L133 149L132 148V152L130 151V153H132L133 155H131L128 151H127V153H129V155L126 153V156H125V154H123L124 152H126V149L127 150H131V148H128V146H125V147H127V148H125V147H116L117 145H114V144H110V145H107L106 147H111V148H109L111 151H109V149L108 148H106V150H108V152H110V155H111V153L112 154H116V155H119V157L118 156H114V155H112V156H110V155H108V152L107 151H105V149L103 150V152H101V153H103V154H101L100 155V158L101 159H99L98 160V166L96 167V170L99 172V175H100V172H101V174L103 175V176H105V177H103L102 175V177H101V179H104V181H106L107 180V182H109L110 181V183L111 182H114V180H115V182H114V185H116V186H114V193H115V195H114V193H112L113 192V188H111V187H113L111 184H109V185H111V190H112V192H107V193H104V197H105V206L104 207H106V208H110L111 207V209H112V206H113V204H115L114 206H113V208H115V206H117L118 205V207L120 208V204L122 203H120L119 201H121V198H122V201L125 199L126 200V198H125V195H126V197H127V195H130V201H129V207H127V210L126 209H124V210H122V212L123 213H121V215H122V217L123 216H125L126 217V219L124 220V223L125 224H123V225H127L126 226V228L125 229H128V232H127V234H129V235H127L126 234V239H130V237H132V238H135V239H133L131 242H133V241H135L134 242V245H133V243L131 244V252L133 253V255L134 254H136V258L132 255V253L130 252V249L128 250V256H131V257H133V258H131V260L129 259V258H127L126 260H125V256H124V259L122 258V261H121V263L122 264H125L126 262H128V261H133V263L134 264H142L141 263V261L143 262V264H160L159 262H158V260L157 259H159L158 258V256L160 255V253H161V251H165V253H164V264H220V261L221 262H224V261H222V260H224L225 259V261L226 262H228V264L229 263H232V264H264V204L262 203V207L260 206L261 205V203H260V201H262V202H264L263 200H264V171H261V170H264V92H262V94H261V96H259V95H257V91H256V93H254ZM4 94V95H3ZM6 94V95H5ZM13 94V95H12ZM21 94H23V96H24V99H23V96L21 95ZM32 94V95H31ZM42 94H44V93H42ZM68 94H69V96H68ZM86 94V95H85ZM106 94V95H105ZM110 95V97H108L107 95ZM147 94L149 95V96H147ZM156 94H158V95H156ZM252 94V95H251ZM259 94V93H258ZM7 95H9V96H7ZM10 95L12 96V98H13V96H14V100H12V102L10 101V103H8V104H10V105H8L6 102L7 101H9L10 100ZM22 97H21V96ZM37 95H40L42 98H44L43 100H50L51 101V104H52V102L53 101H56L55 100V98L57 99V101L55 102V104H54V102H53V105L52 106H54V107H51V108H41V109H38V108H40L41 106H43L44 107V105H42V104H33L32 102H35V101H37V102H40V101H43V100H39L38 98L40 97H38ZM47 95V96H46ZM56 95V96H55ZM65 95V96H64ZM98 95H100L98 98H97V96ZM133 95V96H132ZM152 97H154V98H152ZM32 96V98L30 99V97ZM35 96H37L36 97V99H35ZM108 97V98H104V97ZM146 96V97H145ZM263 96V97H262ZM5 97H7V98H5ZM21 99V100H23V102L19 99V98ZM40 97V99H42ZM61 98V100L64 98L65 100H62V101H64V102H61L62 104H60L59 102L61 101V100H59L60 98ZM88 97H90V98H88ZM96 97V98H95ZM113 97V98H112ZM145 97V99L143 100L142 98H144ZM147 97H150V98H147ZM163 97V98H162ZM261 97V98H260ZM2 98V99H1ZM51 98H53V100L51 99ZM67 98V99H66ZM222 98V99H221ZM259 98H260V100H259ZM5 99V100H4ZM6 99H7V101H6ZM9 99V100H8ZM19 99V101L17 102V101H15V100H18ZM111 99V100H110ZM143 100V101H140V100ZM25 100V101H24ZM28 100H30L29 102H28ZM31 100H32V102H31ZM34 100V101H33ZM110 102H109V101ZM3 101H5V102H3ZM15 101V102H14ZM65 101H66V106H63V104L65 103ZM106 101V104H104L103 105V107L101 108V106H102V102H105ZM14 102V103H13ZM20 102V103H19ZM22 102V103H21ZM24 102L26 103V104H24ZM31 102V103H30ZM99 102V103H98ZM148 102V101H147ZM232 102V103H231ZM3 103H4V105H3ZM18 103V104H17ZM29 103H30V106H29ZM56 103H57V105L59 106V104H60V108L59 109H61V111H59V109L57 108V105H56ZM69 104V106H68V104ZM86 103H88L87 105H91L89 108H87V106H86ZM98 103V104H97ZM101 103V104H100ZM25 105V106H23V105ZM96 104V105H95ZM7 105V106H6ZM16 107H15V106ZM32 105H34V106H32ZM41 105V106H40ZM56 105V106H55ZM65 105V104H64ZM84 105H85V107H84ZM99 105H101V106H99ZM208 105V104H207ZM253 107H252V106ZM3 106V107H2ZM9 106V107H8ZM13 106V107H12ZM36 106V107H35ZM39 106V107H38ZM61 106H63V107H61ZM10 107H12V108H10ZM66 108V110H65V108ZM84 107V108H83ZM92 107V108H91ZM99 107V108H98ZM250 109H249V108ZM7 108V109H6ZM35 109V111L37 112H40L39 114H37L36 112H33L34 111V109ZM52 108H55V109H52ZM62 108H64V110L62 109ZM80 108V109H79ZM101 108V109H100ZM43 109V110H42ZM50 109H52V110H50ZM89 109V110H88ZM97 109V110H96ZM99 109V110H98ZM27 110V111H26ZM40 110H42L43 111V113H44V115H45V113H46V115L45 116H43V113H41V111ZM57 110H58V113H57ZM96 110V111H95ZM217 111V112H215V111ZM250 110V111H249ZM4 111V112H3ZM14 111V112H13ZM25 111V112H24ZM47 111H52V112H48L49 113V115L47 114ZM101 112L100 114L98 113V112ZM236 111H238V109L236 108ZM17 114H16V113ZM31 113V112H33V113H36V114H34L33 115V113H31V115L29 116L28 114L29 113ZM60 112H62V113H60ZM63 112H65V113H67L68 114V116H67V114H66V116H65V114L63 113ZM212 112V111H211ZM220 112V113H219ZM14 113V114H13ZM23 113L25 114V115H23ZM28 113V114H27ZM55 113H56V115H55ZM194 113V112H193ZM197 113V114H196ZM199 113H203V114H199ZM215 113H217V114H215ZM239 113V115H237ZM9 114V115H8ZM22 114V115H21ZM42 114V115H41ZM52 114V115H51ZM55 115V117L54 118H52L51 116H54ZM59 114V115H58ZM83 116H82V115ZM234 114H235V116H234ZM3 115V117H1ZM5 115V116H4ZM28 115V116H27ZM33 115V116H32ZM40 115V120L41 121H39L38 119H37V117L36 116H39ZM48 115V116H47ZM57 115H58V117H57ZM64 115V116H63ZM99 115V116H98ZM196 115H197V117H196ZM198 115H199V117H198ZM243 115V116H242ZM11 118H10V117ZM21 116H23L24 117V119H23V117L21 118ZM31 116H32V118H33V120H32V118H31ZM42 116H43V119L45 120H43L42 119ZM47 116V117H46ZM59 116H62V118L60 117L59 118ZM91 116V117H90ZM95 116V117H94ZM98 116V117H97ZM120 116V115H119ZM124 116V117H123ZM123 116H121V117H123V119L121 118V117H118V116H114L115 117V119H117L118 121H119V123H117V121L115 122V119H114V117H111V115L109 116V121L111 122V124L110 125H114L113 127H115L114 129H113V127L112 126H110L111 128H112V131H114V130H116V127H118L117 129L120 131H122L123 130V132H121V133H125L126 135H128L129 134V136H131V132H129L130 130L131 131H133V129H130V128H134L136 125L134 124V122H130V121H127L126 120V117L128 118V116H129V114L128 115H123ZM220 116V117H219ZM237 116V117H236ZM6 117V118H5ZM10 119H9V118ZM16 117H17V120H16ZM27 117H29V119L27 118ZM46 117V118H45ZM48 117H49V119H51V122H50V120L48 119ZM51 117V118H50ZM66 117V118H65ZM69 117V119H68V121L66 120L67 118ZM96 117L98 118L97 120H96ZM112 119H111V118ZM118 117V118H117ZM235 117V118H234ZM15 120H14V119ZM20 118V119H19ZM28 120H27V119ZM31 118V119H30ZM60 120H59V119ZM64 118V119H63ZM102 118H101V120H102ZM120 118V119H119ZM125 118V119H124ZM131 118V117H130ZM130 118H128L129 120H131ZM237 118V119H236ZM240 118V119H239ZM5 119V120H4ZM22 119V120H21ZM46 119H48V120H46ZM53 119H55V120H53ZM94 119V121L96 120V122H94L93 123V120ZM213 119H214V121H213ZM236 119V120H235ZM4 120V121H3ZM7 120V122L8 123H5V124H7V125H4V123L3 122H5ZM13 122H12V121ZM23 120H24V123H26V124H24L23 123ZM53 120V121H52ZM67 121V124L68 123H75V125L76 124H78V126H76V128H75V125H73V124H69L70 126H67V124H65V125H63V121ZM79 120H80V122H79ZM103 120H104V118H103ZM102 120V121H103ZM114 120V121H113ZM125 122H124V121ZM133 120V119H132ZM131 120V121H132ZM155 120H159L160 121V118L158 117V118H155ZM217 120V121H216ZM21 121H22V123L23 124H21ZM27 121V122H26ZM30 121V122H29ZM31 121H33V122H31ZM37 121H39V122H42V123H39L38 122V124H35V122L37 123ZM56 121H57V123H60V121H62L61 123V125L63 126V127H60L61 125L60 124H57L56 123ZM100 120H98V122H99ZM113 121V122H112ZM122 123H121V122ZM156 121V122H157ZM158 121V122H159ZM222 121V122H221ZM48 122L49 123H51V124H48ZM55 122V123H54ZM79 122V123H78ZM86 122H88V123H86ZM116 124H119V125H116ZM126 122H130V123H126ZM10 123H11V125H10ZM33 124V126L35 127H33L32 126V124ZM45 123L47 124V125H49L48 126V128L46 127V125H45ZM56 124V125H54V124ZM66 123V122H65ZM91 125H90V124ZM114 123V124H113ZM121 123V124H120ZM124 123H126V124H124ZM134 124V126H132L133 124ZM9 124V125H8ZM28 124V125H27ZM42 124H44V126L41 128L40 126ZM94 124V126H96L95 128H93V125ZM96 124V125H95ZM99 124H100V129H101V124H103V122H99ZM123 124V125H122ZM130 124V125H129ZM209 124V125H208ZM225 124V125H224ZM16 125V126H15ZM26 126V127H24V126ZM30 125V126H29ZM59 125V126H58ZM116 125V126H115ZM127 125H129V127L130 128H128V126ZM214 125V127H215V125H217L218 127H215L216 129H214V127H212ZM6 126V127H5ZM8 126V127H7ZM14 126V127H13ZM19 126V127H18ZM28 126V127H27ZM38 126L40 127V129L41 130H39V128H38ZM51 126H53V127H51ZM67 126V129L65 128ZM71 126H72V130H73V126H74V128H75V130L77 129V127H79L81 130H79V128L76 130L77 132H78V136L80 135V134H82L81 132H86V131H90V135L89 136H91V137H86V140H85V142L83 143L82 141L83 140H81V137H78V136H76V137H78L79 138V140L78 141H76V139H75V141H73L74 139V137H75V135H77L76 133H74L73 135L71 134V133H73V132H71L69 129L71 128ZM90 126V127H89ZM122 126L124 127V129L122 128ZM128 128V130L129 131H127V128ZM132 126V127H131ZM209 126V127H208ZM211 126V127H210ZM221 126V127H220ZM224 126V127H223ZM261 126V127H260ZM23 127V128H22ZM30 127H31V129L33 130H35L36 131V133H35V131L33 130V132H31V129H30ZM55 127V128H54ZM60 127V128H59ZM86 127H89L88 129L86 128ZM122 129H121V128ZM165 127V126H164ZM6 128H9V129H6ZM13 128H15V130H16V133H15V131H12V129ZM16 128H18V129H16ZM30 129V131H29V129ZM38 129V131H37V129ZM65 128V129H64ZM69 128V129H68ZM85 128V129H84ZM126 128V129H125ZM218 128H220L222 131H221V136H222V142H221V144H218V145H215V147H213V146H211L212 148H208V150H205V148H203L204 147V145L201 143V141L202 140H204L205 138H207L206 136H208L209 135V138H210V135H213V134H215V132H216V130L218 129ZM223 128V129H222ZM234 128V129H233ZM263 128V129H262ZM5 129H6V131H5ZM21 129H25L24 131H28V132H30L29 134H30V136L31 137H28L27 139H26V137L25 136H27L28 135V132L26 133V132H24L23 130H21ZM26 129H28V130H26ZM57 129V130H56ZM62 129H63V131H62ZM83 129H84V131H83ZM87 129V130H86ZM95 129V130H94ZM97 129V130H96ZM99 129V130H100ZM10 130L13 132H11V133H9L10 132ZM66 132H65V131ZM69 130V131H68ZM75 130H73V131H75ZM86 130V131H85ZM92 130V131H91ZM94 130V131H93ZM118 130H116L115 132H117V133H115L116 135H118V134H120V132L118 131ZM124 130H126L127 132H129V133H126V132H124ZM208 130V131H207ZM258 130V131H257ZM263 130V131H262ZM6 132V133H3V132ZM23 133H22V132ZM56 131H60L59 132V134H58V132H56ZM62 131V132H61ZM69 133H68V132ZM75 131V132H76ZM79 131H80V134H79ZM199 131V132H198ZM203 131V132H202ZM232 131V132H231ZM38 132V133H37ZM64 132H65V134H64ZM71 132V133H70ZM100 132V131H99ZM119 132V133H118ZM198 132V133H197ZM210 132H212V134H210ZM223 132V133H222ZM21 133H22V135H21ZM25 133V134H24ZM31 133H33L32 135H31ZM35 133V134H34ZM61 133V134H60ZM64 135H66V136H63V134ZM207 133H208V135H207ZM232 133H233V135L234 136H236L235 134H237L238 136H240L241 134V136H240V140L242 141L241 143H242V145H241V143L239 144V145H237V144H235L234 145V143H232V142H230L231 140H229V137L231 138V137H234L233 135H232ZM239 133V134H238ZM6 134H8V135H6ZM13 134V135H12ZM25 136H24V135ZM71 136H70V135ZM98 134V133H97ZM96 134V135H97ZM194 134V135H193ZM205 134H206V136H205ZM254 134H256V135H254ZM260 136H259V135ZM5 135V136H4ZM10 135V136H9ZM37 135H35L34 136V138L33 139H40V137H38ZM60 135H61V137H60ZM196 135V136H195ZM201 135V136H200ZM203 135V136H202ZM228 135H229V137H228ZM263 135V136H262ZM13 136V137H12ZM44 136H46V137H44ZM57 136H59V137H57ZM74 136V137H73ZM81 136V135H80ZM204 136H205V138H204ZM224 136V137H223ZM225 136H226V138H225ZM237 136V137H238ZM256 136V137H255ZM262 136V137H261ZM4 137V138H3ZM8 137V138H7ZM24 137V138H23ZM53 138L54 139V141H53V139H51V138ZM63 137H64V139H63ZM66 137V138H65ZM73 139H71V138ZM196 137V138H195ZM199 137H203V139L202 138H200L199 139ZM212 137V136H211ZM228 137V138H227ZM260 137V138H259ZM3 138V139H2ZM49 138V139H48ZM58 138V139H57ZM87 138H89V139H87ZM239 138V137H238ZM242 138H243V140H242ZM14 139V140H13ZM48 139V140H47ZM62 139V140H61ZM69 139V140H68ZM70 139L73 141H71L73 144H74V142H75V148L73 147V144L71 143V142H69L70 141ZM245 139V140H244ZM248 141H247V140ZM24 140V143H26V141ZM59 140V141H58ZM65 140V141H64ZM3 141V142H2ZM12 141H13V143H12ZM65 142V144L64 145H66V146H64V145H62V143H64ZM66 141H68V142H66ZM92 142V143H87V142ZM246 141V142H245ZM61 142V143H60ZM78 142V143H77ZM230 142V143H229ZM251 142V143H250ZM58 143H60V144H58ZM66 143H71L70 145H71V147L69 146V144H66ZM77 143V144H76ZM79 143H83L82 145L81 144H79ZM86 143V144H85ZM192 143V144H191ZM226 143H229L230 144V146H228L229 144H226ZM232 143V144H231ZM244 143H245V145H244ZM255 143V144H254ZM247 144V145H246ZM253 144V145H252ZM80 145V146H79ZM86 145H90V146H88V149H86ZM113 145V146H112ZM187 145H189L188 147H187ZM203 145V146H202ZM221 145V146H220ZM227 145V146H226ZM249 145H250V147H249ZM57 146H64V147H57ZM85 147V148H83V147ZM220 146V147H219ZM239 146V147H238ZM55 147H57V148H55ZM65 147H67V148H65ZM113 147V148H112ZM132 147V146H131ZM189 147L191 148V149H189ZM225 149H224V148ZM229 147V148H228ZM59 148V149H58ZM60 148H65V149H62V150H60ZM68 148H70V149H73V150H71L70 151V149L68 150ZM93 147L91 146V149H92ZM122 148L123 149H125V150H122ZM214 148V149H213ZM222 148H223V150H222ZM231 148V149H230ZM112 149H113V151H112ZM115 149V150H114ZM116 149H120L119 151L118 150H116ZM222 150V152H221V150ZM226 149H228V150H226ZM80 150V151H81ZM146 150H148V149H146ZM251 152H250V151ZM260 150V151H259ZM53 151V153H55ZM71 153L72 151V153L70 154L69 152ZM105 151V152H104ZM115 151H118L119 153H116ZM124 151V152H123ZM215 151V152H214ZM61 154H59V153ZM66 153V152H68V155H67V153L66 154H64L63 155V153ZM107 152V154H105ZM115 152V153H114ZM121 152V153H120ZM134 152H135V155H134ZM147 152V151H146ZM207 152V153H206ZM250 152V153H249ZM89 153L92 155L93 154V156H89ZM210 153V154H209ZM244 153V154H243ZM123 154V155H122ZM240 156H239V155ZM108 155V156H107ZM124 156L125 158L127 157L131 162L132 161H136L138 158H139V160H137L136 162H129V160H128V162L130 163V165H128V162H127V158L125 159L124 157H122V156ZM205 155V156H204ZM244 155V156H243ZM101 156H103V157H101ZM121 156V157H120ZM132 156V157H131ZM135 156V157H134ZM242 156V157H241ZM90 157V158H89ZM106 157V158H105ZM184 157V158H183ZM239 157V158H238ZM165 158H166V156H165ZM164 158V159H165ZM181 158H183V159H181ZM191 158V159H190ZM195 158V159H194ZM198 158V159H197ZM67 159V160H66ZM103 159V160H102ZM163 159V160H164ZM186 159H187V161H186ZM188 159H189V161H188ZM192 159H193V161H192ZM259 159H262V160H259ZM68 160H70V161H68ZM101 160H102V162H101ZM105 160V161H104ZM180 160V161H179ZM197 160V161H196ZM65 161H66V163H65ZM89 161V160H88ZM138 161H139V163H138ZM183 161V162H182ZM259 163H258V162ZM60 162V163H59ZM101 162V163H100ZM63 163V164H62ZM78 163L80 164V166L78 165ZM104 163V164H103ZM138 163V164H137ZM160 162H156V164L158 165ZM229 163V164H228ZM258 163V164H257ZM263 163V164H262ZM61 164H62V166H61ZM66 164V165H65ZM72 165V169H69V168H71V165ZM82 164V165H81ZM86 164H87V162H86ZM102 164V165H101ZM106 164V165H105ZM133 164L135 165L136 164V166H133ZM180 165V167L179 166H177V165ZM189 164V165H188ZM253 164V165H252ZM67 167H69L68 169L71 171H73V170H75L74 171V173L72 172H69V170L68 169H66V168H64L65 166ZM70 165V166H69ZM73 165H74V167H73ZM75 165H77V166H79V167H77L76 168V166ZM101 165V166H100ZM109 165V166H108ZM230 165V166H229ZM262 165V167L261 168H259L260 166ZM108 166V167H107ZM128 166V167H127ZM159 166V165H158ZM183 166H185L184 168H183ZM196 166V167H195ZM103 167V169H101ZM107 167V168H106ZM131 167H132V169H131ZM174 167V168H173ZM183 169H182V168ZM187 167V168H186ZM229 169H228V168ZM253 167H254V169H255V171L253 170ZM63 168L65 169L64 171H68V172H64L63 171ZM100 168V169H99ZM104 168H105V170H104ZM109 168V169H108ZM127 168H130V169H128L129 170V175H126V172L128 171H125ZM173 168V169H172ZM176 168H179L180 170L179 171H176V172H174V170L176 169ZM190 168H192V169H190ZM258 168V169H257ZM77 169H78V171H77ZM187 169H189V170H187ZM257 169V170H256ZM81 171V173H79L80 171ZM171 170H173V171H171ZM252 170V171H251ZM110 171V173L112 174H110V173H108ZM118 173H117V172ZM125 171V173H122V172H124ZM131 171V172H130ZM183 171V172H182ZM185 171H187V172H185ZM251 171V172H250ZM253 171L255 172V173H253ZM76 172H78V173H76ZM116 172V173H115ZM185 172V173H184ZM190 172V173H189ZM262 172H263V174H262ZM67 173V174H66ZM68 173H70V174H68ZM76 173V174H75ZM104 173H105V175H104ZM179 173V174H178ZM73 174H75L74 176H73ZM78 174V175H77ZM115 174V175H114ZM128 174V173H127ZM163 174H168L167 175V179H165V180H163L164 179V177H165V175H163ZM181 174H183V176L181 175ZM247 174V175H246ZM249 174V175H248ZM259 174V175H258ZM260 174H262V175H260ZM68 175V176H67ZM161 175H163V177L161 176ZM243 175V176H242ZM252 175L254 176L253 178H252ZM127 176V177H126ZM179 176H180V178H179ZM247 176V177H246ZM189 177V178H188ZM251 177V178H250ZM166 178V177H165ZM182 178V179H181ZM237 178V179H236ZM242 178V179H241ZM128 179H130V180H128ZM155 179V178H154ZM190 179V180H189ZM196 179H198V180H196ZM246 179H247V181H246ZM167 180V181H166ZM178 180V181H177ZM183 180H185V182H183ZM200 180V181H199ZM232 180V181H231ZM245 180V181H244ZM249 180V181H248ZM252 182H251V181ZM262 180V181H261ZM104 181L102 180V182L104 183ZM127 181H128V183H127ZM162 183H161V182ZM181 181V182H180ZM244 181V182H243ZM256 181V182H255ZM106 182V183H107ZM130 182V183H129ZM188 182V183H187ZM190 182V183H189ZM116 183V184H115ZM125 183V184H124ZM127 183V184H126ZM159 183H160V186H159ZM164 183V184H163ZM166 183V184H165ZM185 183L187 184V185H185ZM197 183V184H196ZM200 183H201V185H200ZM239 183V184H238ZM241 183V184H240ZM259 183V185H257ZM260 183H261V185H260ZM108 184V183H107ZM162 184V185H161ZM214 185H216V186H214ZM221 185V186H220ZM223 185V186H222ZM258 187H260V188H258ZM263 185V186H262ZM117 186H119V187H117ZM123 186H125V187H123ZM127 186H129V187H127ZM151 186H153V187H151ZM163 186V187H162ZM201 186V187H200ZM205 186V187H204ZM218 186H220L221 188H222V190H221V188L219 187L218 188ZM237 186V187H236ZM243 186V187H242ZM258 188H256V187ZM117 187V188H116ZM161 187V188H160ZM226 187V188H225ZM229 187V188H228ZM233 187V188H232ZM249 187V188H248ZM251 187V188H250ZM256 188V190L254 191V189ZM119 188H122V189H119ZM123 188H124V190H123ZM126 188V189H125ZM159 188H160V190H159ZM180 188V189H179ZM185 188V189H184ZM195 188V191L193 190ZM200 188H202V189H200L201 191H203V193L205 194H203L201 191L199 192L200 193V195L202 194L203 195V197H202V195L200 196L199 194H197L198 193V191H199V189ZM207 190H206V189ZM231 188V189H230ZM116 189V190H115ZM117 189H119V191H121V192H119ZM146 189H148L149 190V193L151 194H149L148 195V190H146ZM163 189H164V191H163ZM184 189V190H183ZM190 189V190H189ZM205 189V190H204ZM213 189V190H212ZM216 189V190H215ZM218 189V190H217ZM226 189V190H225ZM228 189V190H227ZM236 189H238V190H236ZM128 190V191H127ZM176 190V191H175ZM182 190V191H181ZM188 190V191H187ZM196 190H197V192H196ZM242 190V191H241ZM246 190V191H245ZM248 190V191H247ZM250 190V191H249ZM253 190V191H252ZM258 190V191H257ZM117 193H116V192ZM158 191V192H157ZM160 191V192H159ZM219 191V192H218ZM257 191V192H256ZM259 191H260V193H259ZM162 192V193H161ZM192 193L191 195L189 194V193ZM207 192V193H206ZM218 192V193H217ZM221 192V193H220ZM226 192V193H225ZM229 192V193H228ZM247 192V193H246ZM252 192V193H251ZM112 193V194H111ZM152 193H154V194H152ZM183 193V194H182ZM187 193V194H186ZM211 193L213 194V195H211ZM244 193V194H243ZM255 193H257V194H255ZM260 194V196H259V194ZM262 193V194H261ZM65 195H69L70 194V192H68L67 194L66 193H64ZM121 194V195H120ZM155 194H158V195H156L157 197H158V200L156 201L155 199H156V196H155ZM181 194V195H180ZM214 194H217V195H214ZM220 196H219V195ZM225 194V195H224ZM255 194V195H254ZM54 195V194H53ZM52 195V196H53ZM63 196V195H61V196H57V195H54L55 196V199H56V197L59 199V198H61V200H56L57 202H61L62 201V199H65V198H69L68 196ZM114 195V196H113ZM124 195V196H123ZM148 195V196H147ZM154 195V196H153ZM184 195V196H183ZM210 195V196H209ZM224 195V196H223ZM229 195V196H228ZM245 195V196H244ZM249 195V196H248ZM44 196L46 197V195L44 194ZM150 196V197H149ZM152 196V197H151ZM182 197V201L184 202V203H181L182 201L180 200V198ZM190 196V197H189ZM197 198L198 200L199 199H201L202 200V203L200 204V205H202V206H200L198 203L199 202H201L200 200L199 201H196L195 199V204H196V202H197V208L196 207H194L195 205L193 204V206L190 208V206L192 205L191 204V202L192 201H194V200H192L193 198ZM204 196H206V197H204ZM244 196V197H243ZM254 196V197H253ZM44 197V198H45ZM148 197V198H147ZM164 197V198H163ZM177 197H178V199H177ZM202 197V198H201ZM211 197V198H210ZM229 197V198H228ZM232 197V198H231ZM247 197V198H246ZM262 197V198H261ZM52 198H54V197H52ZM116 198V199H115ZM150 198V199H149ZM155 198V199H154ZM166 198H167V200H166ZM175 199V201H174V199ZM186 198V199H185ZM192 200H190V199ZM204 198V199H203ZM209 198V199H208ZM241 198V199H240ZM254 198H256V199H254ZM261 198V199H260ZM117 199H119V200H117ZM134 199H140V201L138 200L137 202L138 203H136V200H133ZM154 199V200H153ZM164 199V200H163ZM188 199H189V202H190V206H189V203L187 202L188 201ZM214 199V200H213ZM219 199V200H218ZM258 199L260 200V201H258ZM116 200H117V202H116ZM124 200V201H125ZM150 200H153L152 201V203H150L151 201ZM163 200V201H162ZM173 200V201H172ZM181 202H180V201ZM185 200V201H184ZM187 200V201H186ZM206 200V201H205ZM209 200V201H208ZM212 200V201H211ZM223 200V201H222ZM255 200L257 201V202H255ZM55 201V204L57 203ZM156 201V202H155ZM165 201V202H164ZM168 201V202H167ZM178 201V202H177ZM205 201V202H204ZM114 202V203H113ZM163 202V203H162ZM174 202V203H173ZM177 202V203H176ZM231 202V203H230ZM253 202V203H252ZM176 203V204H175ZM180 203V204H179ZM219 203H220V207L218 208V206H219ZM241 203V204H240ZM179 204V205H178ZM204 204V205H203ZM214 204V205H213ZM240 204V205H239ZM106 205H108V206H106ZM112 205V206H111ZM182 205V206H181ZM186 205H187V207H189V208H187L186 207ZM207 205V206H206ZM56 206H58V203H57V205ZM121 206H123L122 208H124V202H123V205L121 204ZM133 206V207H132ZM161 208H159V207ZM164 206V207H163ZM211 206V207H210ZM215 206V207H214ZM249 208H248V207ZM108 208V209H109ZM192 208H193V210H192ZM196 208V209H195ZM235 208H237V209H235ZM116 209H118L117 207H116ZM121 209V208H120ZM219 209V210H218ZM220 209H222V210H220ZM256 209L258 210V212L256 211ZM119 210V209H118ZM191 210V211H190ZM235 210H237V211H235ZM263 210V211H262ZM137 211V212H136ZM261 211V212H260ZM142 212V213H141ZM161 212V213H160ZM235 212V213H234ZM260 212V213H259ZM137 214V216L140 214V215H142L141 216V218L138 216L137 218H136V215H134V214ZM164 213H165V215H164ZM234 213V214H233ZM253 213V214H252ZM259 213V214H258ZM60 215H58V216H63L64 215V212L62 211H60V213H59ZM62 214V215H61ZM124 214V215H123ZM242 214V215H241ZM251 214H252V216H251ZM134 215V218L135 219H140V220H135L134 218V220L133 221H131V223H128V218L130 217V216H133ZM234 215H238V217L239 216H241V217H237L238 218V220H237V218H236V216H234ZM244 215V216H243ZM248 215V216H247ZM65 216V215H64ZM71 216V215H70ZM73 216V215H72ZM247 216V217H246ZM261 216V217H260ZM118 217L119 218H121V216L119 215V216H117L116 218H115V220L117 219V220H119L118 219ZM151 219H153V220H151ZM236 218V219H235ZM249 218V219H248ZM262 218H263V221H262ZM159 219V220H158ZM241 219H242V221H241ZM244 219V220H243ZM117 220H116V222H117ZM161 220V221H160ZM218 220V221H217ZM247 220V221H246ZM249 220V221H248ZM261 220V221H260ZM147 223H146V222ZM133 222H135L134 224H133ZM145 222V223H144ZM149 222V223H148ZM240 222V223H239ZM247 224H246V223ZM249 222V223H248ZM260 222V223H259ZM106 223V222H105ZM162 223V224H161ZM242 223V224H241ZM257 223V224H256ZM143 224V225H142ZM256 224V225H255ZM261 224V225H260ZM132 225H133V227H132ZM227 225V226H226ZM141 226V227H140ZM183 226V227H182ZM252 227V228H251ZM258 228V229H256V228ZM130 228V229H129ZM143 228V229H142ZM163 228H165V229H163ZM183 228V229H182ZM118 229V228H117ZM162 229H163V231H162ZM123 230V229H122ZM122 230H121V232H120V229H119V235H121V233H122ZM129 230H131V231H129ZM169 230V231H168ZM179 230V231H178ZM229 230H231V231H229ZM260 230V231H259ZM263 230V231H262ZM162 231V232H161ZM166 231V232H165ZM177 231L179 232V234H176L177 233ZM226 231H227V233H226ZM259 233H258V232ZM165 232V233H164ZM228 232H229V235H228ZM250 232V233H249ZM252 232H253V234H252ZM135 234H137V235H135ZM142 234V235H141ZM240 234H242V235H244V236H240ZM252 234V235H251ZM258 234V235H257ZM116 235L118 236V234L117 233H115V237H116ZM133 235H134V237H133ZM139 235V236H138ZM159 235H161V236H159ZM179 235V238L177 239V236ZM237 235V236H236ZM258 236V238H257V236ZM111 236V235H110ZM110 236H108V238L107 237H105L106 239H112V236H114V235H112L111 237ZM128 236V237H127ZM168 236H170V237H168ZM224 236V237H223ZM228 236V237H227ZM231 236H233L232 238H231ZM236 238H235V237ZM253 236V237H252ZM139 237V238H138ZM164 237L166 238V239H164ZM230 237V238H229ZM237 237H238V240H236L237 239ZM244 237V238H243ZM104 238V239H105ZM162 238V239H161ZM174 238V239H173ZM177 239V242H176V239ZM222 238V239H221ZM226 240H225V239ZM229 238V239H228ZM241 238V239H240ZM140 239H141V241H140ZM161 239V240H160ZM233 239V241H237V244L234 242V243H231L232 241L231 240ZM235 239V240H234ZM256 239V240H255ZM139 241V245L137 246V243H136V241ZM166 240V241H165ZM179 240V241H178ZM241 240V241H240ZM227 241V242H226ZM252 241H253V244L251 245V243H252ZM259 241V242H258ZM141 242V243H140ZM224 242V243H223ZM239 242V243H238ZM92 243H94L95 244V242L94 241H91L90 242V245H89V248L91 249V248H93V244ZM136 243V244H135ZM164 243V245L165 246H163L162 247V244ZM166 243V244H165ZM176 243V244H175ZM228 244V245H226V244ZM254 243H256V244H254ZM145 244H147V249L149 250L148 251V254L146 255V253L145 254H141L140 256H139V254L142 252V253H144L143 252V250L141 249L143 246H146ZM160 244V245H159ZM234 244H236V245H234ZM135 245H136V247H135ZM140 245H142L141 247H140ZM157 245V246H156ZM174 245H177V246H174ZM230 245V246H229ZM256 245V246H255ZM258 245V246H257ZM119 246L120 245H117V247L119 248ZM158 246H160V247H158ZM180 246V247H179ZM217 246H219V247H217ZM116 247V249H118ZM135 247V248H134ZM152 247V248H151ZM169 247V248H168ZM256 247V248H255ZM258 247V248H257ZM162 248V250L160 251V249ZM179 248H180V251H179ZM216 248V249H215ZM89 249V251L91 252V250ZM155 249H157V250H155ZM176 249V250H175ZM213 249V250H212ZM218 249V251L216 252V250ZM240 249V250H239ZM257 249V250H256ZM92 250H94V248L92 249ZM133 250H135V251H133ZM139 250V251H138ZM151 250V251H150ZM178 250V251H177ZM222 250V251H221ZM255 251V253H253ZM257 251V252H256ZM258 251H259V253H258ZM140 252V253H139ZM214 252H215V255H214ZM131 253V254H130ZM138 254V255H137ZM220 255V256H219ZM224 256V257H221V256ZM138 256H139V258L140 257H142V258H140V260H139V258H138ZM221 257V258H223V259H219L218 260V258L219 257ZM254 256V257H253ZM256 256V257H255ZM258 257V258H257ZM217 258V260H215ZM256 258H257V261H256ZM133 259V260H132ZM136 259V260H135ZM138 259V260H137ZM166 259V260H165ZM238 259V260H237ZM261 259V260H260ZM260 260V261H259ZM124 261V262H123ZM126 261V262H125ZM159 261H160V259H159ZM215 261V262H214ZM218 261V262H217ZM242 261V262H241ZM217 262V263H216ZM260 262V263H259ZM133 263H126V264H133ZM225 263V262H224ZM224 263H222V264H224ZM226 264V263H225Z\"/></svg>",
    "mask_w": 264,
    "mask_h": 264
},
{
    "label": "bare ground",
    "instance_id": "obj_2",
    "mask_svg": "<svg viewBox=\"0 0 264 264\" xmlns=\"http://www.w3.org/2000/svg\"><path fill=\"white\" fill-rule=\"evenodd\" d=\"M16 1V0H15ZM14 1V2H15ZM26 1V0H25ZM36 1V0H35ZM39 1V0H38ZM37 1V2H38ZM42 1V0H41ZM41 1H39V2H41ZM43 1H45V0H43ZM42 1V2H43ZM48 1H50V0H48ZM52 1V0H51ZM57 1V0H56ZM59 1H60V3H59ZM58 1V3H59V5L62 7V10L60 11V13H59V15H61V13H62V11H63V9H65L66 10V12H67V9L69 10L70 8L72 9V11H73V9L75 10L78 6L80 7L81 5H80V2L81 1H86V0H81V1H78V6L77 7H75L74 6V8L72 7L73 5H72V3H73V1L74 0H59ZM92 1V0H91ZM94 2H96L95 0H93ZM99 1V0H98ZM98 1H97V3H98ZM101 1V3H102V0H100ZM112 1H114V0H112ZM112 1H110V4L109 3H107V4H109V5H112L113 7H114V3L112 2ZM117 1V0H116ZM115 1V2H116ZM119 1V0H118ZM124 1H126V0H124ZM133 1V0H132ZM134 1H136V0H134ZM166 1V0H165ZM191 1V0H190ZM264 1V0H263ZM13 2V0H4V2H3V5H2V7L5 5V7H7L6 9H7V14H6V12H4L5 14H6V16H4L5 14H3L2 13V15L5 17L4 19H6V17L8 18V19H6V21H9L8 23L7 22H3V20H2V22L3 23H6V26H5V30L7 31V30H10V33H9V35H8V38H7V40L6 39H4L3 41L5 42V41H7V42H5V43H8L9 44V42H11L12 43V40H13V43H12V45L14 44V41H16L15 39H17V38H14L13 39V36H12V29H13V27H14V20H12L13 18H12V11L14 10V11H16L17 9V7L16 6H18L17 4H16V6L14 5L15 3ZM45 2H47V1H45ZM53 2V1H52ZM54 2H55V0H54ZM87 2V1H86ZM90 2V1H89ZM88 2V3H89ZM93 2V3H94ZM106 1L104 0V6H105V3ZM111 2L113 3V4H111ZM120 2V1H119ZM128 2L130 3V1L128 0ZM128 2H126V3H128ZM137 2V4H138V2H140V1H136ZM141 2H144V1H141ZM141 2H140V5L139 6H141ZM146 2V1H145ZM192 2V1H191ZM255 2V1H254ZM14 3V4H13ZM16 3H18V2H16ZM23 3V2H22ZM76 2H74V5H77V3L75 4ZM83 3V2H82ZM88 3H86V5L85 4H82V5H84V6H86L87 8H89V9H91L90 8V6H91V3L92 2H90V6H87V4ZM97 3H95V5H97ZM122 3V2H121ZM120 3V4H121ZM125 3V2H124ZM125 3V4H126ZM168 2H166V4H167ZM172 3V2H171ZM173 3H174V5H175V0H173ZM172 3V4H173ZM178 3H179V1H178ZM178 3H176V4H178ZM182 3H184V2H182ZM2 3H0V5H1ZM32 4V3H31ZM43 4V3H42ZM45 4H47V3H45ZM50 4H52V6H53V4L54 3H50ZM50 4H47V5H45V6H47V7H49L50 6ZM98 4H100V2L98 3ZM107 4H106V7H109V6H107ZM118 4V3H117ZM124 4V5H125ZM136 4V3H135ZM135 4H133L132 3V5H133V7L132 6H130V7H132V9H134V10H137L136 8H134V6H136ZM165 4V3H164ZM180 5H181V2L179 3ZM178 4V5H179ZM191 4H193V3H191ZM190 4V5H191ZM260 4V3H259ZM13 5H14V7H13ZM41 5V4H40ZM56 4H54V6H55ZM89 5V4H88ZM93 5V4H92ZM102 5V4H101ZM116 5V4H115ZM119 5V4H118ZM127 5V4H126ZM130 5V4H129ZM142 5H143V3H142ZM184 5V4H183ZM182 5V6H183ZM189 5V6H190ZM45 6H43L44 7V10H45ZM54 6H53V8H54ZM60 6H58V7H60ZM98 6H100V5H98ZM122 6V5H121ZM128 6V5H127ZM145 6V5H144ZM143 6V7H144ZM168 6V5H167ZM172 6V5H171ZM1 7V6H0ZM16 7V8H15ZM19 7V6H18ZM41 7V6H40ZM57 6H56V8L58 9V11H59V8H58ZM60 7V8H61ZM66 7H69V8H67L66 9ZM85 7V8H86ZM105 7V8H106ZM120 6H118V8H119ZM125 7V6H124ZM129 7V8H130ZM137 7V6H136ZM174 7V6H173ZM172 7V8H173ZM181 7V6H180ZM96 8H97V6H96ZM99 9L101 8V6L100 7H98ZM104 8V9H105ZM110 8V7H109ZM171 8V9H172ZM175 8H176V6H175ZM178 8V7H177ZM177 8H176V10H177ZM5 8L3 7V10H4ZM16 9V10H15ZM41 9H43V8H41ZM48 10H49V8H47ZM46 9V10H47ZM57 9H55L56 11H57ZM84 9V8H83ZM81 10L80 8H78L77 9V11L78 10H81V12L83 13V11L84 10ZM93 9H94V7H93ZM99 9H97V10H99ZM103 9V10H104ZM112 9V8H111ZM115 9V8H114ZM120 9H121V7H120ZM120 9H118L119 11H120ZM127 9V11H130L131 9H129L128 10V8H126ZM165 9V8H164ZM169 10V11H171L172 12V10ZM174 9V8H173ZM2 10V11H3ZM43 10V11H44ZM46 10L44 11V12H46ZM50 10H52V9H50ZM87 10V9H86ZM85 10V11H86ZM102 10V11H103ZM109 10V9H108ZM113 10V9H112ZM117 10V11H118ZM122 10V9H121ZM124 10H125V8H124ZM13 11V12H14ZM42 11V10H41ZM84 11V12H85ZM91 10H87V14H88V12H90ZM94 10H92V12H93ZM101 11V9L98 11V12H100ZM107 11V8H106V10L105 11H103V12H106ZM115 11H116V9H115ZM0 12H1V8H0ZM12 14H11V13ZM44 12H42L41 14H44ZM70 12V11H69ZM80 12V11H79ZM78 12V14H82L81 12L79 13ZM110 11H108V13H109ZM133 12V11H132ZM131 12V13H132ZM135 12H137V11H135ZM141 12H142V9H141ZM47 13V12H46ZM50 13V15H52L51 14V12H49ZM64 13H65V11H64ZM73 12H71V14H72ZM74 13L76 14L77 12H75L74 11ZM115 13V12H114ZM117 13V12H116ZM120 13V12H119ZM118 13V14H119ZM121 13H124V12H121ZM129 13V12H128ZM134 13V12H133ZM138 13H140V12H138ZM23 14H25V13H23ZM58 14V13H57ZM67 14V13H66ZM70 14V13H69ZM87 14H84L83 15V17L85 18L86 16H88ZM90 14H93V15H97V16H99V14H97V13H95V11H94V13H90ZM127 14V13H126ZM1 15V16H2ZM40 15V14H39ZM39 15H38V17H39ZM53 15H54V13H53ZM52 15V16H53ZM77 15V14H76ZM100 15H102L101 13H100ZM123 15V14H122ZM121 15V16H122ZM125 15V14H124ZM128 15V14H127ZM133 15V14H132ZM0 16V18H2ZM25 16H27V14L25 15ZM25 16L22 18V20H24V18H25ZM43 16V15H42ZM44 16H47L46 14H44ZM55 16H58V15H56V13H55ZM63 18L66 16H64L63 14L61 15ZM72 16H75V15H73L72 14ZM120 16V15H119ZM126 16V15H125ZM130 16V15H129ZM129 16H126V17H129ZM137 16H140V15H137ZM141 16H142V14H141ZM144 16V15H143ZM142 16V17H143ZM17 17V14H16V16H15V18ZM22 16L20 15V18H21ZM37 17V16H36ZM36 17H35V19H36ZM48 17H49V14H48ZM61 17V18H62ZM69 17H70V15H69ZM75 17H78V16H75ZM80 18H83V17H81V16H79ZM89 17H91V15L89 16ZM93 17V16H92ZM91 17V18H92ZM96 17V16H95ZM100 17V16H99ZM99 17H96V18H98L99 19ZM104 17V16H103ZM123 17V16H122ZM122 17H121V19H122ZM133 17V16H132ZM136 17V16H135ZM41 18V17H40ZM46 19H44V20H48V18L47 17H45ZM53 18V17H52ZM59 18V17H58ZM60 18V19H61ZM72 18V17H71ZM83 18V19H84ZM88 18V17H87ZM91 18H88V20L89 19H91ZM96 18H95V20H96ZM107 18H109V17H107ZM106 18V19H107ZM144 18H146L147 19V17H144ZM217 18H218V16H217ZM17 19V18H16ZM37 19H39V18H37ZM57 18H55V20H56ZM60 19H57L56 20V22H59V20ZM94 19V18H93ZM97 19V20H98ZM104 19H105V17H104ZM106 19H105V21H106ZM125 19V18H124ZM139 19L140 20H142L141 19V17H139ZM138 19V20H139ZM53 20H54V18H53ZM66 20V18L63 20V22ZM68 20V19H67ZM73 20H74V18H73ZM76 20V19H75ZM87 20V21H88ZM95 20H89V21H95ZM99 20H101V21H103V19H102V16L100 17V19ZM111 20H114V19H111ZM129 20H133V22L135 21L134 19H130L129 18ZM218 20V22H219V19H217ZM229 20V19H228ZM227 20V21H228ZM20 21V20H19ZM35 22V21H39V20H31V23L32 22ZM43 21V17H42V20H41V22ZM61 21V20H60ZM72 21V20H71ZM84 21V20H83ZM82 21V19L81 20H79L78 22H77V20H76V22H77V25H78V27L80 26V27H82L83 25H84V27H82V29L83 30H85V28H87V27H90V26H92V24L90 25L89 24V22L87 23V21H86V18H85V22H83ZM105 21L100 25L99 24V27H102V25L103 24H105V26L106 25H108L109 26V24H110V26L109 27H112L111 26V23H113V22H115V21H117V20H114V21H111V23H108L107 24V22H108V19H107V21H106V23H105ZM127 21V20H126ZM137 21V20H136ZM143 21V20H142ZM2 22L0 21V23L2 24ZM18 22V21H17ZM29 23H30V21H28ZM27 22V23H28ZM45 22V21H44ZM55 22V23H56ZM69 22H70V18H69ZM75 22V21H74ZM73 21L71 22V24H75ZM92 22V23H93ZM97 22H100V21H97ZM110 22V21H109ZM125 22V21H124ZM128 22H130V21H127V23L126 24H128ZM148 22H150V24H151V21H148ZM153 22V21H152ZM21 23L22 24H24V22L23 21H21ZM27 23L25 22V24L27 25ZM67 23H68V21H67ZM84 23H87L86 25H87V27L85 26V24ZM117 23V26H118V28L120 27V26H122L123 25V22H122V25H118V21L117 22H115L114 23V25ZM130 23H132V21L130 22ZM130 23L128 24V25H130ZM134 23H136V22H134ZM138 24H137V26L139 25V22H137ZM143 23V22H142ZM16 24V23H15ZM18 24H19V22H18ZM22 24H20V25H22ZM33 24V23H32ZM32 24H31V27L33 28L34 27V25L32 26ZM35 24V23H34ZM37 24H39V25H42L43 24V22L40 24V23H37ZM45 25L47 24V22H45L44 23ZM44 24H43V26H44ZM50 24V23H49ZM58 24V23H57ZM62 24V23H61ZM60 24V22H59V26L61 25ZM90 26H89V25ZM95 24H98V23H96V21H95ZM94 24V25H95ZM125 23H124V25L123 26H125L126 25ZM133 24V23H132ZM131 24V25H132ZM4 25V24H3ZM3 25H1V27L3 26ZM51 25L53 26V22H52V20H51ZM64 25V24H63ZM66 25V24H65ZM93 25V26H94ZM113 25V24H112ZM134 25V24H133ZM132 25V26H133ZM136 25V24H135ZM141 25V24H140ZM143 25V24H142ZM146 25V24H145ZM148 25V24H147ZM16 26V25H15ZM42 26V27H43ZM48 26V25H47ZM59 26H58V29H59ZM71 25H69V27H70ZM116 26V25H115ZM116 26V27H117ZM37 27H38V25H37ZM54 27V26H53ZM67 26H65V28H66ZM68 27V29H67V31L68 32H70L69 31V28ZM78 27H76V28H78ZM107 27V26H106ZM105 27V28H106ZM114 27V26H113ZM116 27H114L115 28V30H117L118 28H116ZM131 26H129V28H130ZM142 26H140V28H141ZM144 27V26H143ZM147 27V26H146ZM2 28H4V27H2ZM25 28H26V26H25ZM24 28V29H25ZM29 28V24H28V27L25 29L26 31H27V29ZM31 28V29H32ZM36 28V27H35ZM35 28H33L32 30V32H33V35H36L37 34V32L39 31V30H42V29H39V30H37V29H35ZM40 28V27H39ZM49 29L51 28L50 26L48 27ZM55 28L57 29V27H56V24H55ZM55 28H51L52 30L53 29H55ZM63 28V27H62ZM64 28V29H65ZM94 28V27H93ZM104 28V29H105ZM114 28H111V29H114ZM124 28V27H123ZM128 28V27H127ZM129 28H128V31L131 33V31L132 30H134L133 28L134 27H131L132 28V30L130 31L129 30ZM137 28H139V27H137ZM137 28H136V30H137ZM16 29V28H15ZM34 29L36 30V31H34ZM46 29V28H45ZM44 29V30H45ZM50 29V30H51ZM56 29H55V32L57 33V31H56ZM60 29H61V26H60ZM71 29H72V32H71V34L72 33H74V31H73V29H75V25H74V27H71ZM90 29V28H89ZM95 29H96V27L94 28V29H90L89 31H88V33L92 30V32H93V30L95 31ZM99 29V28H98ZM110 29V30H111ZM120 30H121V28H119ZM126 29V28H125ZM124 29V30H125ZM106 30H109V29H106ZM124 30H123V33H124ZM135 30V32H134V36H135V34H137L138 32H140L141 30H142V28H141V30L140 31H136ZM139 30V29H138ZM143 30H145V29H143ZM143 30H142V32H143ZM16 31V30H15ZM54 31V30H53ZM52 31V32H53ZM60 31V30H59ZM58 31V32H59ZM78 31H79V28H78ZM86 31V32H87ZM96 31H98V30H96ZM103 31V30H102ZM122 31V30H121ZM126 31V30H125ZM146 31V30H145ZM8 32V31H7ZM6 32V33H7ZM28 32V31H27ZM30 30H29V32L28 33H25V34H29V35H31L30 34ZM31 32V33H32ZM36 32V33H35ZM41 31H39V33H40ZM43 32V31H42ZM45 32V34L44 35H46V30L44 31ZM48 32H49V30H48ZM54 32V33H55ZM60 32H62V31H60ZM80 33H82L81 31H79ZM79 32H77V33H79ZM85 32V31H84ZM85 32V33H86ZM92 32H90V33H92ZM99 33L101 32V29H100V31H98ZM106 32H108V31H106ZM115 32V31H114ZM118 31H116V33H117ZM133 32V31H132ZM141 32V33H142ZM148 33L150 32V33H152V31H147ZM264 32V31H263ZM35 33V34H34ZM62 33H64V34H62ZM61 33V35H65L66 34V32H64V30H63V32ZM80 33H79V35H80ZM109 33H111V32H109ZM113 33V32H112ZM122 33V32H121ZM128 33V32H127ZM127 33H124L125 35L127 34ZM141 33H139L140 34V36L142 37V35H141ZM147 33V35L146 36H148L149 34ZM254 33V32H253ZM60 34V33H59ZM76 33H74V34H72V35H75ZM83 34V33H82ZM94 34H96L97 35V33L96 32H94ZM94 34H93V36H94ZM101 34H102V32H101ZM108 34V33H107ZM119 33H117L116 35H118ZM144 34H146L145 32H144ZM143 34V35H144ZM197 34V33H196ZM237 34V33H236ZM250 34H251V32H250ZM264 34V33H263ZM263 34H261V35H263ZM40 35H42L41 33H40ZM39 35V36H40ZM44 35H42V36H40V38H45V37H43ZM68 35V34H67ZM66 35V36H67ZM71 35V36H72ZM86 35V34H85ZM111 35V34H110ZM110 35H107L109 38L112 36H110ZM115 35V34H114ZM121 36V39L123 38V35L122 34H120ZM129 34H127V36H128ZM132 34H131V38H133L132 36H133ZM156 35V34H155ZM155 35L153 34V36L155 37ZM160 35V34H159ZM248 35H249V33H248ZM28 36V35H27ZM26 35H25V38L27 37ZM37 36V35H36ZM66 36H64L63 38H66ZM77 36V35H76ZM84 36V35H83ZM87 36H89V35H87ZM86 36V37H87ZM92 35H91V38H94ZM127 36H125V38L127 37ZM137 36V35H136ZM139 36V35H138ZM153 36H151V34H150V36H149V38L151 39V37H153ZM162 36L165 38L166 36L165 35H161V40H163L162 39ZM30 36H28L26 39H28ZM32 37H35V36H32L31 35V38ZM69 37H70V34H69ZM80 37V36H79ZM79 37H77V38H79ZM82 37V36H81ZM80 37V38H81ZM86 37H84V38H86ZM90 37V36H89ZM101 37V36H100ZM100 37H98L99 38V40H100ZM114 36H112V38H113ZM117 37V36H116ZM119 37V36H118ZM130 37V36H129ZM154 37H153V39H152V41L150 40V43L149 44H146L145 46H143V47H139V46H137V44H136V46L137 47H135V45H133V44H135V43H137L138 41H136V42H132V41H134V40H132V41H130V43H133L132 45H130V46H133V47H130L131 49H129L128 51L126 50V52H128L130 55H132L131 57H134V59L137 61V63L139 62L140 63V61H142V60H144L145 59V55L146 54H149L150 55V51L152 50V52H153V50H158V51H160L159 50V48L161 47L159 44H158V47H157V45H155V39H154ZM169 37V36H168ZM263 37V36H262ZM76 37H74L73 39H75ZM84 38H82L83 39V41H84ZM88 38V37H87ZM102 38H103V36H102ZM104 38H106V39H104ZM103 38V40H104V42H105V40L106 41H108V44L110 43L109 42V40L107 39V37L105 36ZM112 38H111V40H112ZM115 38V37H114ZM136 37H134V39H135ZM140 38V37H139ZM144 38V37H143ZM157 40H159V42H161L160 41V39L158 38V36L157 37H155ZM249 38V37H248ZM69 39V38H68ZM67 38H66V42H65V44L66 43H68L67 45H69V43L71 42L70 40H68ZM72 39V42L74 41ZM82 39H81V41H82ZM89 39V38H88ZM97 38H95V39H93V40H96ZM118 39V38H117ZM117 39H115V40H117ZM120 38H119V41L121 40ZM129 39V38H128ZM127 39V40H128ZM138 39V37L136 38V40ZM141 39V38H140ZM145 39H146V37L144 38V40H143V43H145ZM147 39H148V37H147ZM252 39V38H251ZM28 40H30V38L28 39ZM28 40H26L25 41V43L28 41ZM48 40V39H47ZM47 40L45 41L44 40V44L47 42ZM60 40V39H59ZM67 40L68 41H70V42H67ZM86 40V39H85ZM90 40H92V39H90ZM114 40V41H115ZM127 40H123V41H127ZM148 40V41H149ZM156 40V41H157ZM165 40H166V38H165ZM168 40V39H167ZM167 40L165 41L166 42V44L168 45V42H167ZM171 40V39H170ZM169 40V41H170ZM211 39H209V41H210ZM242 40V39H241ZM245 40V39H244ZM246 40H247V38H246ZM2 41V42H3ZM22 41H24V40H22ZM31 41V40H30ZM34 41V40H33ZM49 41H50V39H49ZM63 41V40H62ZM61 41V42H62ZM75 41H76V39H75ZM78 41H80V39L78 40ZM98 41V40H97ZM101 41V40H100ZM118 41V40H117ZM119 41H118V44H119ZM140 41V40H139ZM147 41V40H146ZM208 41V40H207ZM207 41H206V43H205V48H204V50L203 49H201V50H199V51H197L196 53L197 54H201L202 56H207L206 55V53L208 52V50H205L206 49V45L208 44L207 43ZM208 41V42H209ZM243 41V40H242ZM29 42V41H28ZM71 42V43H72ZM88 42V41H87ZM103 41H101V43H104ZM120 42H122V41H120ZM128 42H129V40H128ZM158 42V41H157ZM241 42V41H240ZM263 42H264V40H263ZM23 45H26L25 43H23V42H21ZM29 43H31V42H29ZM34 43V42H33ZM35 43H38L36 40H35ZM48 43H50L51 44V46H52V43L51 42H48ZM70 43V44H71ZM74 43V42H73ZM77 43V42H76ZM79 43V42H78ZM97 43V42H96ZM95 43V44H96ZM114 43V42H113ZM113 43H111L110 45H113ZM123 43V42H122ZM142 43V42H141ZM142 43V44H143ZM162 43H164V41H162ZM212 43V42H211ZM2 44H4V43H2ZM7 44V45H8ZM43 44V43H42ZM43 44V45H44ZM49 44V45H50ZM59 45H60V42L58 43ZM58 44H57V46H58ZM63 44H64V42H63ZM64 44V45H65ZM90 44H91V42L88 44L89 46H90ZM121 44V43H120ZM119 44V45H120ZM209 44H210V42H209ZM0 45H1V43H0ZM6 45V44H5ZM10 45L11 44H9V47H10ZM20 46H22V47H24L23 45H21V44H19ZM19 45H16V49H18V47L19 48H21ZM31 45V44H30ZM38 45H39V43H38ZM47 46V45H45L44 47H46V48H44V49H48L50 46ZM54 46H55V44H53ZM62 45V44H61ZM64 45H62V46H64ZM94 45V44H93ZM93 45H92V47H93ZM98 45H100L99 44V41H98ZM109 45V47H111ZM129 45V44H128ZM138 45H140V44H138ZM162 45V44H161ZM164 45V44H163ZM166 45V46H167ZM27 46H28V44H27ZM26 46V47H27ZM32 46V45H31ZM31 46H29L28 47V53H30V47ZM40 46H41V43H40ZM94 46H96V45H94ZM101 46H102V44H101ZM100 46V47H101ZM108 46V45H107ZM116 46V45H115ZM126 44H125V49H126ZM142 46V45H141ZM204 46V45H203ZM0 47H2V46H0ZM5 47V46H4ZM8 47V46H7ZM12 47V46H11ZM53 47V46H52ZM52 47H50V49L52 48ZM59 47V46H58ZM65 47H67L66 45H65ZM70 47V46H69ZM99 47V46H98ZM99 47V48H100ZM104 47H106V46H104V44H103V46H102V48H103V50H104ZM121 47V46H120ZM119 46H118V49L120 48ZM60 48V47H59ZM71 48V47H70ZM91 48V47H90ZM96 49H97V46L95 47ZM162 48V47H161ZM4 49H7L6 47L5 48H3L2 49V53L4 52L3 50ZM15 49V51H12V52H14V53H16V51H17V53L19 52V53H21L20 51H18V50H16ZM24 49H25V47H24ZM41 49H42V47H41ZM44 49H43V51H44ZM53 49V48H52ZM58 49V48H57ZM61 49V48H60ZM67 51H69V48L67 47ZM89 49V48H88ZM94 49V48H93ZM106 49V48H105ZM112 49V48H111ZM110 49V50H111ZM114 49H116L115 47H114ZM123 49V48H122ZM125 49H123V50H125ZM21 51H22V49H20ZM31 50H33V49H31ZM55 50H56V48H55ZM53 51V52H51L53 55H51L50 56V54L51 53H49L48 55L50 56V57H52V56H54L55 54H56V52H58V50L57 51ZM63 50H64V47H62V53L61 54H63L64 52H63ZM66 50V49H65ZM95 50V49H94ZM97 50H100V49H97ZM102 50V49H101ZM107 50H108V48H107ZM106 50V51H107ZM117 50V49H116ZM121 50V49H120ZM123 50H121V51H123ZM162 50H164V48H162ZM161 50V51H162ZM198 50V49H197ZM256 50V49H255ZM47 52H48V50H46ZM50 51H52V50H50ZM72 51V50H71ZM70 51V52H71ZM89 51H90V49H89ZM109 51V50H108ZM112 51V50H111ZM115 51V50H114ZM170 51V50H169ZM173 51V50H172ZM195 51V50H194ZM60 52V51H59ZM72 52H74V51H72ZM91 53H92V48H91V51H90ZM95 52V51H94ZM93 52V53H94ZM97 52V51H96ZM100 52V51H99ZM103 53L105 52V51H102ZM125 51L123 52V55L126 53ZM171 52V51H170ZM1 53V52H0ZM16 53V54H17ZM18 53V54H19ZM41 53H43L44 54V52H40V54ZM55 53V54H54ZM67 55L66 56H68V52H65ZM101 53V52H100ZM107 53V52H106ZM112 53V52H111ZM119 53V52H118ZM128 53L126 54V55H128ZM156 53V52H155ZM71 54V55H70ZM72 54L73 53H69V56H72ZM105 54V53H104ZM103 54V55H104ZM122 54V53H121ZM157 54H159V53H157ZM180 52L178 53V55L180 56ZM196 54V55H197ZM38 55H39V53H38ZM47 54H46V52H45V56H46ZM57 55V57H60V56H58L59 54H56ZM55 55V56H56ZM92 55V54H91ZM94 55H96V54H94ZM106 55V54H105ZM104 55V56H105ZM109 55V54H108ZM111 55V54H110ZM130 55H128L127 57H129ZM195 55V54H194ZM262 55H264V54H262ZM25 56V55H24ZM49 56H46V59L45 60H47V57H49ZM64 56H65V54L63 55V57H60V58H64ZM96 56H98V53H97V55ZM100 56V55H99ZM104 56L102 57V59L104 58ZM148 56V55H147ZM151 56H153V55H151ZM151 56H150V58L148 59V60H152L151 59ZM39 57H40V55H39ZM56 57V58H57ZM105 57H107V56H105ZM124 57H125V55H124ZM173 57V56H172ZM172 57H170V58H172ZM177 58H178V56H176ZM239 57V56H238ZM45 58V57H44ZM91 58H93L94 59V61H92V63L94 62V64L96 63V57L95 56H93V57H91ZM126 58V57H125ZM153 58V57H152ZM180 58V57H179ZM178 58V59H179ZM204 58V57H203ZM206 58V57H205ZM43 58H40L39 60H40V62L41 61H44V60H42ZM65 59H67L66 57H65ZM122 59V58H121ZM120 59V60H121ZM129 59V58H128ZM160 59V58H159ZM158 59V60H159ZM163 59V58H162ZM39 60H38V62H39ZM59 60V59H58ZM63 60V59H62ZM68 60V59H67ZM67 60H65V61H67ZM100 60H101V58H100ZM130 60H131V58H130ZM134 60V61H135ZM147 60V59H146ZM146 60H144V61H146ZM155 60V59H154ZM164 60V59H163ZM171 60V59H170ZM182 60V59H181ZM206 60H207V58H206ZM240 60V59H239ZM238 60V61H239ZM29 61V60H28ZM64 61V62H65ZM69 61V60H68ZM67 61V62H68ZM102 61H104L105 62V60L103 59ZM117 61H119V60H117ZM125 60H122V63L124 62ZM128 61V60H127ZM174 61V60H173ZM171 62V61H167V65L169 66V68L168 69H165V68H163L162 66L163 65H161V63L159 64L160 66H161V68L160 69H158L157 70V68H156V70H157V72H156V70H155V73L153 74V75H155V79L153 78V76L151 75V71H148L149 73H147L146 71L148 70L147 68H148V66L145 68V69H147L145 72L148 74V75H150V78L152 77L153 78V81H155V84L158 82V81H160L161 83H157V84H159V85H161V89H160V87H155L154 89H158L159 88V90H160V92H158L159 90H157V92H158V94L159 93H162V95H164V100H162V99H159V98H156V97H158L159 95L158 94H156V95H158V96H155V95H153L154 97H152L151 95H152V91L154 90H152V91H150V93H151V97L152 98H154V99H152L151 100V98L150 97H147V98H150V100H148L147 99V101H145V102H139V99H138V93H139V95H141L142 93H140V91L142 90H138L139 92L137 93V89H138V87H137V89L135 90V93L136 94H134L135 96L133 97V98H130V96H129V98H127V97H125L124 95H126V96H128L127 94H130V93H127V92H129V91H127L126 93L127 94H125V92H124V95H122V94H119V95H116V92H112L113 93V95H114V93H115V95L113 96L112 95V93L110 94V95H112L113 97H115L116 96V98L114 99L113 97V100H111V103H109L108 105L106 104V101L105 102H102L103 104H102V106L101 105H99V106H101V108L103 107V105L104 104H106L105 106L106 107H103V109L102 110H100L101 112H103V114L99 111L98 113L100 114H102L103 115V118H104V120H103V118L101 117V116H99V118L100 119H98L97 117H96V120L98 119V120H100L101 122H103V124H101L102 126H101V129H100V124H99V122H98V120H97V122H96V120L94 121V119L92 120L93 121V123L94 122H96V124L98 123V128L100 129H98V134L96 135V134H94V133H92V135L94 136V137H92L91 139V141L93 142H95V144H93L91 141L90 142H87V143H92L93 145H91L93 148L91 149V146L90 145H86L87 147H86V149H88V146H90V151L92 150L93 151V153H94V159L92 160L90 157V159H88V157H87V155H88V151H87V153H84L82 156H79V157H77V158H75L76 157V155L77 154H75L74 155V153H76L77 151L79 152V154H80V152L82 153L83 151L81 150V148H80V150H77L76 152H75V150L78 148V142L76 143L77 144V148L76 149H74V152H73V154L72 155H74L75 157H70V156H72V155H70L68 158H71L72 159V163H74V162H80L81 161V163L83 162L84 164H83V169H80V170H83L82 171V173H81V171L79 172V173H81L80 175H78V176H76L75 174L76 173H78V172H76L75 174H73V176H74V178H76V179H70V178H72L71 176L72 175H70V177L69 178H67L66 176H65V174L62 172V170H61V168H59L58 166L60 165H58L57 166V162H56V159L57 158H54L53 159V156H55L56 155V152L53 150V147H54V145H57V144H54L53 142H51V143H53L54 145H52L51 143L49 144V143H47L46 141H45V138H43V135H46L47 137L48 136H51L50 135V130H51V128H49V129H46L45 128V126H44V124H42L43 126H44V128H42L43 126L41 125L40 127L43 129V130H41L40 129V127L38 126V128H39V130H41V132H40V134H39V136L37 135V134H35L36 133V131H35V135H37L38 137H40V139H33L34 138V136L35 135H32L33 133H31V135L33 136L32 138H29V140H28V142L26 141V143H24V140H22V141H14L15 143H13V141H12V143L13 144H11V143H9V140H10V138H8V139H6L7 141H5L2 145L0 144V264H122L121 263V261H122V258L124 259V256L126 257L125 258V260L127 259V258H129L130 260H131V258H133V257H131V256H128V250L134 245V242L135 241H133V242H131L133 239H135V238H132V237H130V239L128 238V239H126V234H127V232H128V229H125L126 228V226L125 225H123V224H125L124 223V220L126 219V217L125 216H123L122 217V215H121V213H123L122 212V210H124V209H126L127 210V207H129V199L131 198L130 197V195L131 194H133V195H131L132 196V198H133V196H135V198H141V197H138V196H140L141 194H142V192H143V190L146 188V187H148L149 189H150V185H152L153 184V182L154 181H151L152 182V184L151 183H148V180H145V179H147L146 177H148V175H150L149 177L151 178V176H155L156 174L158 175V172L156 173V174H151V173H155L156 171H161V172H159L160 174H162V173H164L165 171L167 172V170L168 169H171L170 168V166L173 164V162L178 158V156L180 155V154H182V153H185V152H183L184 150H183V147H182V145L184 144V143H186V144H189L190 142H192L190 139H192L191 138V136H192V134H191V131L193 132V130L195 129H198V130H202V127H204L205 126V123L208 121V119H207V117L205 118L204 117V114L203 113H199L200 115L201 114H203V118H195V112H200V111H202L203 112V110H207L206 111V113L207 112H209L210 111V113H208L212 118L213 117H215V116H212L213 115V108L211 109V105L213 106V104H214V109H218L220 112H221V114L224 112V114H222V119L224 118L225 120H223V122L222 123H224V122H227L226 124H228L229 122H231V120H232V122H234L233 121V119H231L232 118V113H230L229 115H228V113H225V105L229 102H227L226 100H224V101H226V102H224V101H217L216 100V96H221V95H223L224 93L226 94V96L225 97H229V95L233 98L231 101L234 103H236L234 106V108H232V110H231V112H239V111H244V110H246V108H247V106L249 105V99L248 98H250V97H248V95H250V93L251 92H253L254 91V93H256V91L259 93H257V95H259V96H261V94H262V92H264V85L262 86V84L261 83H263L264 84V82L262 81V78H261V76H260V74L258 73V68H256V67H254L253 65H246V64H242V62H238L237 63V65H235V66H237V68L235 67V70L233 71L232 70V72L230 73V77H231V80L230 81H232V85H231V82H230V84L227 86V81L226 82H224L225 84H224V86H225V89L227 90H229V92H228V94L226 93V91L224 90V86L222 85V87L220 86L221 85V81H218L221 77H219V76H217V77H214V78H209V77H201L198 81L199 82H197V80H195V78L194 77H196L195 76V74H196V71L194 72V71H192V69L191 68H185V71L184 72H182V70L180 71L179 70V66L178 67H176L175 68V66H174V62ZM177 61V60H176ZM179 61V60H178ZM178 61L176 62L177 64H178ZM257 61V60H256ZM31 62V61H30ZM45 63H43V62H41V64H47V62L46 61H44ZM62 63V64H65V63ZM89 62H91V61H89ZM98 62V61H97ZM109 61H107V63H108ZM130 62V61H129ZM162 62V61H161ZM164 62V61H163ZM71 63V62H70ZM84 63H86V62H84ZM88 63V62H87ZM92 63H89L88 65H92ZM99 63V62H98ZM98 63H96V67L95 68H98L97 66H99V65H97ZM106 63V62H105ZM118 63V62H117ZM121 62L120 63H118L119 65H120V67H118L119 65H117V67L118 68H124V67H128V69H129V67H130V69H133L132 71L131 70H128V71H131V72H133L135 69L134 68H131V66H130V64L129 63H127L128 65H126V64H122ZM124 63H126V62H124ZM132 63H133V61H132ZM138 63V64H139ZM143 63V62H142ZM142 63H141V65H142ZM150 63V66H152L151 65V62H149ZM149 63H148V61H147V65H149ZM165 63V62H164ZM170 63V64H169ZM174 63V64H173ZM180 63V62H179ZM245 63V62H244ZM27 64H31V63H27ZM39 64V63H38ZM72 64V63H71ZM93 64V65H94ZM100 64V63H99ZM116 64V63H115ZM138 64H136L137 66H138ZM144 64H146V63H144ZM143 64V65H144ZM152 64H154V62L152 63ZM172 64H173V66L174 67H172ZM252 64V63H251ZM14 65V67L16 66L15 64H13ZM13 65H11L12 67H13ZM32 65V64H31ZM40 65V64H39ZM87 65V64H86ZM107 65V64H106ZM105 65V66H106ZM140 65V66H141ZM142 65V66H143ZM180 65H181V63H180ZM200 65V64H199ZM258 65V64H257ZM38 66V65H37ZM45 66V65H44ZM44 66H42L41 65V68L42 69H44ZM48 66V65H47ZM47 66H45V67H47ZM60 66V65H59ZM68 66V65H67ZM95 66V65H94ZM101 66V65H100ZM104 66V64H103V66H101L104 70H106V75H105V72L104 71H102V75H103V73H104V75L105 76H108L107 78L105 77V79H106V82L104 81L105 79H103L102 81H100L101 80V78H100V80H98V79H96V76H95V80L97 81H100V82H102L103 83V81L105 82V83H108V84H110V85H108L107 86V88L110 86V89H111V82H113L112 80H114V79H111V78H113L112 77V74L113 75H115L114 74V71H116L118 68L115 66V69H114V67H112V66H114V65H111V67H112V69L111 70H109L110 69V65H109V67H105ZM122 66V67H121ZM142 66H141V68H142ZM145 66V65H144ZM157 67H158V65H156ZM159 66V67H160ZM182 66V65H181ZM202 66V65H201ZM201 66H200V68H198V69H201L200 71H201V73H202V69H203V67H204V64H203V66H202V68H201ZM25 67V66H24ZM28 67V66H27ZM36 67V66H35ZM39 67V66H38ZM71 67V66H70ZM74 67H75V65H74ZM74 67L72 68H69V67H67V68H69V69H74ZM79 67V66H78ZM86 67V66H85ZM84 67V65H83V68H85ZM88 67V66H87ZM89 67H91V66H89ZM100 67V68H101ZM126 67V68H127ZM133 67V66H132ZM167 67V66H166ZM189 67V66H188ZM197 67H199V66H197ZM60 68H62L61 69V72H64V67L62 66H60ZM92 68H94L93 66L91 67V70H93ZM126 68H124V70L123 71H125V69ZM136 68V67H135ZM139 68V67H138ZM144 68H142V69H144ZM150 69H151V67H149ZM234 68V67H233ZM7 69H8V67H7ZM6 69V70H7ZM9 69H12V68H9ZM16 68H14L13 69V71L15 70ZM40 69V68H39ZM48 69V68H47ZM59 69V68H58ZM57 69V70H58ZM78 69H80V68H78ZM88 69H90V68H88ZM88 69H86L85 68V70H88ZM120 69L117 71L118 73H121V72H119L120 71ZM140 69V68H139ZM144 69V70H145ZM149 69V70H150ZM197 69V70H198ZM49 70V69H48ZM63 70V71H62ZM65 70H66V68H65ZM77 69H74V71H76ZM95 70V69H94ZM102 70V69H101ZM114 70V71H113ZM122 70V69H121ZM151 70H153V72H154V68L152 67V69ZM249 70H251L252 71V73L249 71ZM8 72H9V70H7ZM36 71H38V68L36 69ZM35 71V72H36ZM39 71H42V70H39ZM47 71V70H46ZM71 71H73V70H71ZM70 71V72H71ZM84 71V70H83ZM89 72H90V70H88ZM88 71H86L87 72V74H88ZM99 71V70H98ZM136 71V70H135ZM133 72V73H131V74H135L136 72ZM140 71H141V69H140ZM167 71V72H166ZM11 72H12V70H11ZM34 72V73H35ZM43 72V71H42ZM59 72H60V69H59ZM60 72V73H61ZM67 72H68V70H67ZM66 71H65V73H67ZM70 72L69 73H67L68 74V76H69V74H70ZM92 72V71H91ZM90 72V74H91V76L89 77V79L91 78V79H93L92 77H93V73H91ZM100 73H101V71H99ZM98 72V73H99ZM117 72H115V73H117ZM127 72V71H126ZM126 72H122V73H126ZM137 72H139V71H137ZM143 72V71H142ZM145 72H143V76L145 77V75L144 74H146ZM166 72V73H165ZM217 72H218V70H217ZM37 74H39L38 72H36ZM35 73V74H36ZM58 73V72H57ZM76 72H73V74H75ZM78 73V72H77ZM82 73V72H81ZM96 75H97V72H94ZM130 73V72H129ZM194 73V74H193ZM251 73V74H250ZM40 74H42V73H40ZM62 74V73H61ZM72 74V75H73ZM79 74L80 73H78V76H79ZM84 74H86V73H84ZM128 74V73H127ZM139 75H141L140 73H138ZM138 74H137V76H138ZM146 74V75H147ZM165 74L167 75V76H169L168 78L165 76ZM199 74V73H198ZM47 75V74H46ZM50 75H51V73H50ZM53 75V74H52ZM51 75V76H52ZM120 75V74H119ZM123 74H121V76H122ZM136 75V74H135ZM134 75V76H135ZM147 75V76H148ZM192 75H194V76H192ZM35 76V75H34ZM38 76V75H37ZM36 76V77H37ZM41 76V75H40ZM49 76V75H48ZM54 76V75H53ZM57 76V75H56ZM61 76V75H60ZM60 76H58V78H56L57 80L58 79H60ZM71 76V75H70ZM74 76V75H73ZM111 76V77H110ZM117 74H116V79H118L117 78ZM120 76V78H122ZM125 77H126V75H124ZM136 76V77H137ZM143 76H141V77H138V78H142ZM146 76V77H147ZM200 76V75H199ZM205 76V75H204ZM214 76V75H213ZM229 76V74L228 75H226V77H225V79H227V77ZM62 77H63V74H62ZM61 77V78H62ZM87 77H88V75H87ZM149 77V76H148ZM45 78H46V76H45ZM52 77H50L49 79H51ZM55 78V77H54ZM54 78H52V79H54ZM65 78H68V77H66L65 75H64V78H62L63 80L65 79ZM108 78H110V79H108ZM150 78H148V81H150L149 79ZM151 78V79H152ZM33 79V78H32ZM40 79H41V77H40ZM49 79H47V81L49 80ZM55 79V81H57ZM61 79V80H62ZM108 79V80H107ZM131 79H133V77L131 78ZM207 79H209L208 80V82H207ZM224 79V80H225ZM246 79H248V81L249 82H251L252 84H253V86H251V85H249L248 83L249 82H247L246 81ZM13 80V79H12ZM11 80V81H12ZM37 80H39V76H38V79H36V81H34V82H36L37 83ZM111 82H110V81ZM121 80V79H120ZM124 80V79H123ZM126 80V79H125ZM124 80V81H125ZM128 80V79H127ZM143 80H147V78L146 79H144L143 78ZM229 80V79H228ZM41 81H42V79H41ZM41 81H40V84H43V83H41ZM50 81H53V80H49V85H48V82H47V85L48 86H50V85H53ZM128 81H130V80H128ZM128 81H126V82H128ZM138 81V80H137ZM135 82V84L137 83H140V79H139V81L138 82ZM148 81H146V82H148ZM10 82V81H9ZM13 82V81H12ZM43 82V81H42ZM60 81H58V83H59ZM120 82V81H119ZM123 82V81H122ZM122 82H120V85L117 83V84H115V86H120V89H119V87L117 88V87H115V88H117L116 90H118L119 89V91L120 90H122L123 91V89H121V87L123 86V88L125 87V86H127V88L126 89H130L131 90V88L135 85H133L132 86V83L130 84V83H124L125 85H121V83ZM131 82V81H130ZM223 82V81H222ZM4 83H6V82H4ZM15 83V82H14ZM13 83V84H14ZM51 83V84H50ZM54 84H57L56 82H53ZM114 83H116V81H114ZM143 83V82H142ZM142 83L140 84V88H141V85H142ZM152 82H150L149 84H150V86H153L154 84H151ZM250 83V84H251ZM7 85L6 86H9V85H11L12 83H6ZM29 84V83H28ZM32 84V83H31ZM39 84V83H38ZM123 84V83H122ZM144 84H145V82H144ZM142 85V86H145V85ZM147 84V83H146ZM156 84V85H157ZM4 85V84H3ZM30 85V84H29ZM47 85L45 86V87H47ZM60 85V84H59ZM103 85L104 84H102V85H99V87H101V88H103ZM159 85H157V86H159ZM6 86L3 88V89H7L6 88ZM28 86V85H27ZM130 86H132L131 88H130ZM137 86V85H136ZM136 86H134V88L136 87ZM149 86V85H148ZM149 86V87H150ZM226 86H227V88H226ZM12 87V86H11ZM30 87V86H29ZM38 87V86H37ZM42 86H40V88H41ZM43 87H44V85H43ZM55 87V86H54ZM53 87V88H54ZM62 87H63V84H62ZM105 87V89H107L106 88V86H104ZM205 87V88H204ZM9 88V87H8ZM57 88H58V86H57ZM63 88H65V87H63ZM62 88V89H63ZM67 88V87H66ZM65 88V89H66ZM112 88H113V86H112ZM124 88V89H125ZM139 88V89H140ZM145 88V87H144ZM148 88V87H147ZM153 88V87H152ZM248 88V89H247ZM3 89H2V91H3ZM30 88H28V90L27 91H30L29 90ZM39 88H37V90H38ZM47 89H49V91L48 90H46V88H45V90H46V92H42V91H39L40 93H37V94H41V95H45V93H48V92H50L51 90L53 91V93L55 92V90H53V89H51L50 90V88L48 87ZM56 89V88H55ZM109 89V90H110ZM114 89V88H113ZM8 90V89H7ZM41 90V89H40ZM57 90V89H56ZM61 90V87L60 88H58V91L59 92H61L60 91ZM69 89L67 88V91L66 92H69L68 91ZM89 90V89H88ZM108 90V89H107ZM115 90V91H116ZM132 90H134V89H132ZM161 90H163L162 92H161ZM63 91H65V90H63ZM62 91V92H63ZM102 91H103V89H102ZM112 91V90H111ZM110 91V92H111ZM118 91V92H119ZM145 91V90H144ZM143 91V92H144ZM1 92V91H0ZM6 92V91H5ZM7 92H9V90L7 91ZM44 93V94H42V93ZM61 92V94H63ZM64 93V94H67V93ZM100 91H98V93H99ZM106 92V91H105ZM146 92H148L147 91V89H146ZM155 92V91H154ZM12 93V92H11ZM13 93H14V91H13ZM18 93V92H17ZM21 93V92H20ZM19 93V94H20ZM25 96L27 95V96H29L28 94H29V92L28 93H24V91L22 92ZM107 93V92H106ZM133 93V92H132ZM150 93H148V94H150ZM253 93V94H254ZM10 94V93H9ZM23 94H21L22 96H23ZM51 95H53L52 93H50ZM49 93L47 94L48 96L50 95ZM57 94H59L58 92H57ZM70 94V93H69ZM69 94H68V96H69ZM101 94V93H100ZM104 93L102 92V95H103ZM147 94V96H149ZM153 94H155V93H153ZM4 95V94H3ZM6 95V94H5ZM13 95V94H12ZM15 95H16V93H15ZM20 95V96H21ZM32 95V94H31ZM46 95V96H47ZM86 95V94H85ZM106 95V94H105ZM110 95L108 94L107 96L108 97H110ZM131 95V94H130ZM252 95V94H251ZM264 95V94H263ZM0 96L1 97H4V96H2L1 95V93H0ZM7 96H9V95H7ZM21 96V97H22ZM38 97L40 96V95H37ZM37 96H35V99H36V97ZM42 96V97H43ZM54 96V95H53ZM56 96V95H55ZM65 96V95H64ZM100 95H98L97 96V98L99 97ZM133 96V95H132ZM10 100L9 101H7V99H6V103L8 104V103H10V101L12 102V100H14L15 98H14V96H13V98H12V96L10 95ZM41 97V96H40ZM40 97L38 98L39 100H43L44 98H42V99H40ZM58 97V96H57ZM56 97V98H57ZM108 97H104V98H108ZM146 97V96H145ZM145 97L144 98H142L143 100L145 99ZM159 97H161V96H159ZM263 97V96H262ZM5 98H7V97H5ZM19 98V97H18ZM32 98V96L30 97V99ZM34 98V97H33ZM32 98V99H33ZM48 99L50 98V96L49 97H47ZM55 98V100L57 101V99ZM60 98V97H59ZM88 98H90V97H88ZM96 98V97H95ZM163 98V97H162ZM261 98V97H260ZM260 98H259V100H260ZM2 99V98H1ZM17 99V98H16ZM20 99V98H19ZM19 99L18 100H15V101H19ZM23 99H24V96H23ZM43 100V101H40V102H37V101H35V102H32V100H31V102L33 103V104H42V105H44V107L43 106H41L40 108H38V109H41V108H51V107H54V106H52L53 105V102H54V104H55V102L56 101H53L52 102V104H51V101L50 100ZM52 100H53V98H51ZM67 99V98H66ZM140 100V101H143V100ZM222 99V98H221ZM5 100V99H4ZM21 100V99H20ZM37 100V99H36ZM59 100H61V98L59 99ZM62 100H65L64 98L62 99ZM60 101L59 103L60 104H62L61 102H64V101ZM146 100V99H145ZM262 100V99H261ZM260 100V101H261ZM264 100V99H263ZM2 101V100H1ZM0 101V102H1ZM14 101V102H15ZM22 102H23V100H21ZM25 101V100H24ZM30 100H28V102H29ZM34 101V100H33ZM109 101V100H108ZM3 102H5V101H3ZM13 102V103H14ZM21 102V103H22ZM30 102V103H31ZM110 102V101H109ZM231 102V103H232ZM2 103V102H1ZM20 103V102H19ZM30 103H29V106H30ZM99 103V102H98ZM97 103V104H98ZM251 103V102H250ZM11 104V103H10ZM10 104H8V105H10ZM18 104V103H17ZM24 104H26L25 102H24ZM60 104H59V106H60ZM65 104V105H64ZM63 104V106H66V101H65V103ZM68 104V103H67ZM88 103H86V106H87V108H89L91 105H87ZM101 104V103H100ZM208 104V105H207ZM3 105H4V103H3ZM23 105V104H22ZM56 105H57V103H56ZM55 105V106H56ZM96 105V104H95ZM5 106V105H4ZM7 106V105H6ZM15 106V105H14ZM23 106H25V105H23ZM32 106H34V105H32ZM37 106V105H36ZM35 106V107H36ZM58 105H57V108L59 109L60 107H59ZM63 106H61V107H63ZM68 106H69V104H68ZM89 106V107H88ZM252 106V105H251ZM3 107V106H2ZM9 107V106H8ZM13 107V106H12ZM12 107H10V108H12ZM16 107V106H15ZM39 107V106H38ZM67 107V106H66ZM84 107H85V105H84ZM83 107V108H84ZM205 107H207V108H205ZM253 107V106H252ZM65 108V107H64ZM64 108H62L63 110H64ZM92 108V107H91ZM99 108V107H98ZM100 108V109H101ZM205 108V109H204ZM236 108L238 109V111H236ZM249 108V107H248ZM7 109V108H6ZM34 109V108H33ZM36 109V108H35ZM35 109H34V111L33 112H36L35 111ZM52 109H55V108H52ZM52 109H50V110H52ZM80 109V108H79ZM250 109V108H249ZM43 110V109H42ZM42 110H40L41 111V113H43V111ZM56 110V109H55ZM65 110H66V108H65ZM89 110V109H88ZM97 110V109H96ZM95 110V111H96ZM99 110V109H98ZM27 111V110H26ZM59 111H61V109H59ZM212 111V112H211ZM215 111V110H214ZM250 111V110H249ZM4 112V111H3ZM14 112V111H13ZM25 112V111H24ZM33 112H31V113H33ZM38 112V111H37ZM36 112V113H37ZM48 112H52V111H47V114L49 115V113ZM194 112V113H193ZM215 112H217V111H215ZM219 112V113H220ZM16 113V112H15ZM29 113V112H28ZM27 113V114H28ZM31 113H29L28 115L30 116L31 115ZM36 113H33V115L34 114H36ZM40 112H38L37 114H39ZM57 113H58V110H57ZM60 113H62V112H60ZM64 114H65V116H66V114L68 113H65V112H63ZM240 113V112H239ZM239 113L237 114V115H239ZM14 114V113H13ZM17 114V113H16ZM26 114V113H25ZM24 113H23V115H25ZM129 114V116H128V118H130L131 120H129L127 117H126V120L127 121H130V122H134V124L136 125L134 128L132 127V126H134V124L131 126L132 128H130L129 127V125L131 124L130 122H126V123H130L129 125H127L128 126V128H130V129H133V131H131L130 129V131L128 130V128H127V131H129V132H131L130 134H131V136H129V134L128 135H126L125 133H121V132H123V130L120 132L117 128L119 127H116V130H118L119 132H120V134H118V135H116L115 133H117V132H115L116 130H114V131H112V128L110 127V126H112V125H110L111 124V122L109 121V116L111 115V117H116V116H118V117H121V116H123V115H128ZM197 114V113H196ZM208 114L206 115V116H208ZM215 114H217V113H215ZM9 115V114H8ZM22 115V114H21ZM27 115V116H28ZM32 115V116H33ZM42 115V114H41ZM45 115H46V113H45ZM44 115V113H43V116H45ZM47 115V116H48ZM52 115V114H51ZM54 115V114H53ZM55 115H56V113H55ZM55 115L54 116H51L52 118H54L55 117ZM59 115V114H58ZM58 115H57V117H58ZM82 115V114H81ZM120 115V116H119ZM5 116V115H4ZM32 116H31V118H32ZM43 116H42V119H43ZM46 116V117H47ZM50 116V115H49ZM64 116V115H63ZM67 116H68V114H67ZM83 116V115H82ZM234 116H235V114H234ZM243 116V115H242ZM1 117H3V115L1 116ZM10 117V116H9ZM8 117V118H9ZM23 116H21V118H22ZM37 117V119L39 120V121H41L40 120V115L39 116H36ZM45 117V118H46ZM50 117V118H51ZM62 118V116H59V118ZM91 117V116H90ZM95 117V116H94ZM110 117V118H111ZM115 117H114V119H115ZM117 117V118H118ZM124 117V116H123ZM123 117H121L122 119H123ZM160 118V121L158 122L157 120H155V118ZM196 117H197V115H196ZM198 117H199V115H198ZM209 117V116H208ZM211 117H209L210 119H211ZM220 117V116H219ZM237 117V116H236ZM6 118V117H5ZM11 118V117H10ZM9 118V119H10ZM28 119H29V117H27ZM26 118V119H27ZM30 118V119H31ZM58 118V119H59ZM66 118V117H65ZM101 118H102V120H101ZM216 119H217V116L215 117ZM235 118V117H234ZM14 119V118H13ZM20 119V118H19ZM23 119H24V117H23ZM27 119V120H28ZM48 119H49V117H48ZM48 119H46V120H48ZM64 119V118H63ZM68 119H69V117L66 119L67 121H68ZM112 119V118H111ZM120 119V118H119ZM125 119V118H124ZM221 118H219V120H220ZM221 119V120H222ZM237 119V118H236ZM235 119V120H236ZM240 119V118H239ZM5 120V119H4ZM3 120V121H4ZM15 120V119H14ZM13 120V121H14ZM16 120H17V117H16ZM22 120V119H21ZM32 120H33V118H32ZM35 120V119H34ZM33 120V121H34ZM44 120V119H43ZM50 120V122H51V119H49ZM48 120V121H49ZM53 120H55V119H53ZM52 120V121H53ZM60 120V119H59ZM63 121L64 123H63V125H65V124H67V121ZM125 120V121H126ZM218 120V119H217ZM216 120V121H217ZM218 120V121H219ZM12 121V120H11ZM12 121V122H13ZM33 121H31V122H33ZM39 121H37V123L35 122V124H38V122ZM45 121V120H44ZM62 121H60V123H57V121H56V123L57 124H62L61 122ZM114 121V120H113ZM112 121V122H113ZM117 121V123H119V121L117 120V119H115V122ZM124 121V120H123ZM122 121V122H123ZM124 121V122H125ZM157 121V122H156ZM213 121H214V119H213ZM27 122V121H26ZM30 122V121H29ZM66 122V123H65ZM79 122H80V120H79ZM78 122V123H79ZM114 122V123H115ZM121 122V121H120ZM121 122V123H122ZM209 123H212L210 120L208 121ZM4 123V125H7V124H5V123H8L7 122V120L5 121V122H3ZM23 123H24V120H23ZM22 123V121H21V124H23ZM39 123H42V122H39ZM55 123V122H54ZM53 123V124H54ZM86 123H88V122H86ZM113 123V124H114ZM120 123V124H121ZM126 123H124V124H126ZM24 124H26V123H24ZM32 124V123H31ZM34 124V123H33ZM33 124H32V126H33ZM48 124H51V123H49L48 122ZM71 124H73V123H68L67 124V126H70ZM90 124V123H89ZM95 124V125H96ZM116 124V123H115ZM207 124V123H206ZM9 125V124H8ZM10 125H11V123H10ZM28 125V124H27ZM45 125H46V127L48 128V126L49 125H47L46 123H45ZM54 125H56V124H54ZM73 125H75V123L73 124ZM91 125V124H90ZM116 125H119V124H116ZM115 125V126H116ZM123 125V124H122ZM209 125V124H208ZM225 125V124H224ZM16 126V125H15ZM24 126V125H23ZM30 126V125H29ZM35 126V125H34ZM33 126V127H34ZM59 126V125H58ZM67 126L65 127L66 129H67ZM76 126H78V124H76L75 125V128H76ZM93 126V128H95L96 126H94V124L92 125ZM114 126V125H113ZM112 126V127H113ZM165 126V127H164ZM6 127V126H5ZM8 127V126H7ZM14 127V126H13ZM19 127V126H18ZM24 127H26V126H24ZM28 127V126H27ZM50 127V126H49ZM51 127H53V126H51ZM60 127H63L62 125L60 126ZM59 127V128H60ZM90 127V126H89ZM89 127H86L87 129L89 128ZM209 127V126H208ZM211 127V126H210ZM212 127H214V125L212 126ZM215 127H218L217 125H215ZM214 127V129H216ZM221 127V126H220ZM224 127V126H223ZM261 127V126H260ZM23 128V127H22ZM35 128V127H34ZM55 128V127H54ZM64 128V129H65ZM75 128H74V126H73V130H75ZM79 127H77V129H78ZM97 128V127H96ZM115 127H113V129H114ZM121 128V127H120ZM122 128L124 129V127L122 126ZM121 128V129H122ZM125 128V129H126ZM205 128V127H204ZM6 129H9V128H6ZM6 129H5V131H6ZM16 129H18V128H16ZM29 129V128H28ZM28 129H26V130H28ZM30 129H31V127H30ZM30 129H29V131H30ZM37 129V128H36ZM69 129V128H68ZM76 129V130H77ZM82 129V128H81ZM80 128H79V130H81ZM85 129V128H84ZM84 129H83V131H84ZM86 129V130H87ZM223 129V128H222ZM234 129V128H233ZM263 129V128H262ZM19 130V129H18ZM21 130H23V129H21ZM25 130V129H24ZM23 130V131H24ZM33 130L31 129V132H33ZM57 130V129H56ZM70 131L72 130V126H71V128L69 129ZM68 130V131H69ZM71 131V132H73V133H71L72 135L74 134V133H76L77 135H75V137L72 139L71 137V139L73 140V141H75V139H76V141H78L79 140V138L78 137H81V140H83L82 142L84 143L85 142V140H86V137H91V136H89L91 133H90V131L88 130V131H86L85 133L84 132H81L82 134H80V131H79V134L81 135H79L78 136V132L76 131ZM95 130V129H94ZM93 130V131H94ZM97 130V129H96ZM195 130H194V132H195ZM3 132V133H6V132ZM12 131H15V133H16V130H15V128H13L12 129ZM11 130H10V132L9 133H11L12 132ZM37 131H38V129H37ZM52 131V130H51ZM55 130H53L52 131V133H55L54 132ZM62 131H63V129H62ZM61 131V132H62ZM65 131V130H64ZM67 131V132H68ZM92 131V130H91ZM100 131V132H99ZM126 130H124V132H126V133H129V132H127ZM208 131V130H207ZM221 129L220 128H218L217 130H216V132H215V134H213V135H210V138H209V135H208V133H207V135L208 136H206V134H205V136L207 137V138H205V136H204V140H202L201 141V143L204 145V147L203 148H205V150H208V148H212L211 146H213V147H215V145H218V144H221V142H222V136L220 135L221 134ZM258 131V130H257ZM263 131V130H262ZM22 132V131H21ZM24 132H26V131H24ZM28 132V131H27ZM26 132V133H27ZM56 132H58V131H56ZM60 132V131H59ZM59 132H58V134H59ZM66 132V131H65ZM65 132H64V134H65ZM115 132V133H114ZM118 132V133H119ZM193 132V133H194ZM199 132V131H198ZM197 132V133H198ZM203 132V131H202ZM232 132V131H231ZM13 133V132H12ZM23 133V132H22ZM22 133H21V135H22ZM30 132H28V135L27 136H25L24 134V136L26 137V139L28 138V137H31L30 136V134H29ZM38 133V132H37ZM69 133V132H68ZM223 133V132H222ZM1 134V133H0ZM61 134V133H60ZM63 134V133H62ZM63 134V136H66V135H64ZM210 134H212V132H210ZM239 134V133H238ZM6 135H8V134H6ZM13 135V134H12ZM70 135V134H69ZM194 135V134H193ZM232 135H233V133H232ZM236 136H234V137H229V135H228V137H229V140H231L230 142H232V143H234V145L235 144H237V145H239L242 141L240 140L241 138H240V136L242 135H240V136H238L237 134H235ZM254 135H256V134H254ZM259 135V134H258ZM5 136V135H4ZM10 136V135H9ZM46 136H44V137H46ZM54 136V135H53ZM53 136H51V137H53ZM71 136V135H70ZM76 136H78V137H76ZM196 136V135H195ZM201 136V135H200ZM203 136V135H202ZM212 136V137H211ZM239 138H238V137ZM260 136V135H259ZM263 136V135H262ZM261 136V137H262ZM13 137V136H12ZM36 137V136H35ZM50 137V138H51ZM57 137H59V136H57ZM60 137H61V135H60ZM224 137V136H223ZM227 137V138H228ZM256 137V136H255ZM4 138V137H3ZM2 138V139H3ZM24 138V137H23ZM54 138V137H53ZM53 138H51V139H53ZM56 138V137H55ZM54 138V139H55ZM66 138V137H65ZM196 138V137H195ZM200 138H202L203 139V137H199V139ZM225 138H226V136H225ZM260 138V137H259ZM49 139V138H48ZM47 139V140H48ZM54 139H53V141H54ZM58 139V138H57ZM63 139H64V137H63ZM70 139V141L69 142H71L72 140ZM87 139H89V138H87ZM14 140V139H13ZM62 140V139H61ZM69 140V139H68ZM193 140V139H192ZM242 140H243V138H242ZM245 140V139H244ZM247 140V139H246ZM249 140V139H248ZM247 140V141H248ZM55 141L57 142V140L55 139ZM54 141V142H55ZM59 141V140H58ZM65 141V140H64ZM63 141V142H64ZM72 141V142H73ZM3 142V141H2ZM66 142H68V141H66ZM71 142V143H72ZM229 142V143H230ZM246 142V141H245ZM1 143V142H0ZM61 143V142H60ZM60 143H58V144H60ZM70 143V144H71ZM82 143V144H83ZM223 143V142H222ZM229 143H226V144H229ZM231 143V144H232ZM251 143V142H250ZM65 144V142L64 143H62V145H64ZM66 144H69V143H66ZM69 144V146L71 147V145L73 144H71L70 145ZM74 144H75V142H74ZM73 144V147L75 146ZM79 144H81V143H79ZM81 144V145H82ZM86 144V143H85ZM110 144H114V145H117L116 147H125V146H128V148H131V150L129 149V150H127L126 149V152H124L123 154H125V156H126V153H127V151L130 153V151L132 152V148L134 149L135 148V150L134 151H136L137 153H136V155H138L137 157H140L141 158V163L137 166V170L139 171L138 173H139V178H138V180H137V182L135 183V181H133L134 182V184L133 185H131V183L130 184H128V185H130V188H127V189H129L130 190V192H128L130 195H127V197H126V195H125V198H126V200L124 201H122V198H121V201H119L122 205H123V202H124V208H122L123 206H121V204L119 205L120 206V208L118 207V205L117 206H115V208H113V206L115 205V204H113V206H112V209H111V207L108 209V208H106V207H104L105 205V197H104V193H107V192H112V190H111V188H113V192L112 193H114V186H116V185H114V182H115V180H114V182H111L110 183V181L109 182H107V180L106 181H104V179H101V177L103 176L102 174H101V172H100V175H99V172L96 170V167L98 166V160L99 159H101L100 158V155L101 154H103V153H101V152H103V150L105 149V151H107L108 152V150H106V148H108V147H106L107 145H110ZM192 144V143H191ZM255 144V143H254ZM84 145V144H83ZM185 145V144H184ZM202 145V146H203ZM222 145V144H221ZM220 145V146H221ZM241 145H242V143H241ZM244 145H245V143H244ZM247 145V144H246ZM253 145V144H252ZM64 146H66V145H64ZM64 146H57V147H64ZM80 146V145H79ZM111 146V145H110ZM113 146V145H112ZM132 146V147H131ZM189 145H187V147H188ZM219 146V147H220ZM227 146V145H226ZM228 146H230V144L228 145ZM240 146V145H239ZM238 146V147H239ZM57 147H55V148H57ZM83 147V146H82ZM118 147V148H119ZM231 147V146H230ZM249 147H250V145H249ZM65 148H67V147H65ZM65 148H60V150H62V149H65ZM72 148V147H71ZM75 148V147H74ZM83 148H85V147H83ZM109 148H111V147H109ZM108 148V149H109ZM113 148V147H112ZM125 148H127V147H125ZM224 148V147H223ZM223 148H222V150H223ZM226 148V147H225ZM224 148V149H225ZM229 148V147H228ZM59 149V148H58ZM70 148H68V150H69ZM146 149H148V150H146ZM189 149H191L190 147H189ZM214 149V148H213ZM231 149V148H230ZM66 150V149H65ZM71 150H73V149H70V151ZM89 150V149H88ZM115 150V149H114ZM116 150H118V149H116ZM120 150V149H119ZM118 150V151H119ZM122 150H125V149H123L122 148ZM221 150V149H220ZM222 150H221V152H222ZM226 150H228V149H226ZM53 151L55 152V153H53ZM63 151V150H62ZM92 151H91V153H92ZM104 151V152H105ZM109 151H111L110 149H109ZM112 151H113V149H112ZM118 151H115L116 153H119ZM121 151V150H120ZM147 151V152H146ZM250 151V150H249ZM260 151V150H259ZM69 152V151H68ZM68 152H66L67 153V155H68ZM71 152V153H72ZM77 152V153H78ZM107 152L105 153V154H107ZM114 152V153H115ZM215 152V151H214ZM251 152V151H250ZM249 152V153H250ZM59 153V152H58ZM63 153V152H62ZM66 153H63V155L64 154H66ZM70 153V152H69ZM70 153V154H71ZM121 153V152H120ZM129 153H127L128 155H129ZM207 153V152H206ZM60 154V153H59ZM122 154V155H123ZM131 155H133L132 153H130ZM210 154V153H209ZM244 154V153H243ZM61 155V154H60ZM108 155H110V152H108ZM107 155V156H108ZM112 155H114V154H112L111 153V155L110 156H112ZM116 155V154H115ZM114 155V156H115ZM121 155V156H122ZM134 155H135V152H134ZM239 155V154H238ZM89 156H93V154L91 155L90 153H89ZM116 156H118L119 157V155H116ZM120 156V157H121ZM165 156H166V158H165ZM205 156V155H204ZM240 156V155H239ZM244 156V155H243ZM64 158H66L65 156H63ZM63 157H61L60 159H57V160H61ZM101 157H103V156H101ZM122 157H124V156H122ZM128 157V156H127ZM126 157V158H127ZM132 157V156H131ZM135 157V156H134ZM242 157V156H241ZM106 158V157H105ZM125 158V157H124ZM125 158V159H126ZM165 158V159H164ZM184 158V157H183ZM183 158H181V159H183ZM239 158V157H238ZM164 159V160H163ZM191 159V158H190ZM195 159V158H194ZM198 159V158H197ZM67 160V159H66ZM89 160V161H88ZM103 160V159H102ZM102 160H101V162H102ZM128 158H127V162H128ZM137 160H139V158L137 159ZM136 160V161H137ZM259 160H262V159H259ZM62 161V160H61ZM68 161H70V160H68ZM100 161V160H99ZM105 161V160H104ZM136 161H132V162H136ZM180 161V160H179ZM186 161H187V159H186ZM188 161H189V159H188ZM192 161H193V159H192ZM197 161V160H196ZM264 161V160H263ZM62 162H64V161H62ZM86 162H87V164H86ZM100 162V163H101ZM129 162H131L130 160H129ZM128 162V165H130V163ZM131 162V163H132ZM156 162H160L158 165L156 164ZM183 162V161H182ZM258 162V161H257ZM260 162V161H259ZM258 162V163H259ZM60 163V162H59ZM65 163H66V161H65ZM138 163H139V161H138ZM137 163V164H138ZM257 163V164H258ZM63 164V163H62ZM62 164H61V166H62ZM104 164V163H103ZM229 164V163H228ZM263 164V163H262ZM66 165V164H65ZM64 165V166H65ZM71 165V164H70ZM69 165V166H70ZM78 165L80 166V164L78 163ZM82 165V164H81ZM102 165V164H101ZM100 165V166H101ZM106 165V164H105ZM189 165V164H188ZM253 165V164H252ZM264 165V164H263ZM76 166V168L77 167H79V166H77V165H75ZM109 166V165H108ZM107 166V167H108ZM131 166V165H130ZM133 166H136V164L134 165L133 164ZM177 166H179L180 167V165L178 164ZM230 166V165H229ZM63 167V166H62ZM73 167H74V165H73ZM99 167V166H98ZM106 167V168H107ZM128 167V166H127ZM185 166H183V168H184ZM196 167V166H195ZM262 167V165L259 167V168H261ZM64 168H66V169H68L69 167L67 166H65ZM63 168V171L65 170ZM174 168V167H173ZM172 168V169H173ZM182 168V167H181ZM182 168V169H183ZM187 168V167H186ZM228 168V167H227ZM230 168V167H229ZM228 168V169H229ZM69 169H72V165H71V168H69ZM68 169V170H69ZM100 169V168H99ZM101 169H103V167L101 168ZM109 169V168H108ZM126 169V168H125ZM128 169H130V168H127L125 171H127ZM131 169H132V167H131ZM130 169V170H131ZM185 169V168H184ZM190 169H192V168H190ZM258 169V168H257ZM256 169V170H257ZM104 170H105V168H104ZM180 169L179 168H176L175 170H174V172H176V171H179ZM187 170H189V169H187ZM253 170L255 171V169H254V167H253ZM72 171V170H71ZM70 170H69V172H71ZM74 171L75 170H73L72 172L74 173ZM77 171H78V169H77ZM125 171L124 172H122V173H125ZM170 170H168V172H169ZM171 171H173V170H171ZM190 171V170H189ZM252 171V170H251ZM250 171V172H251ZM253 171V173H255ZM261 171H264V170H261ZM64 172H68L67 170L66 171H64ZM71 172V173H72ZM117 172V171H116ZM115 172V173H116ZM131 172V171H130ZM183 172V171H182ZM185 172H187V171H185ZM184 172V173H185ZM108 173H110V171L108 172ZM118 173V172H117ZM128 173V174H127ZM190 173V172H189ZM67 174V173H66ZM68 174H70V173H68ZM111 174V173H110ZM159 174V175H160ZM179 174V173H178ZM262 174H263V172H262ZM262 174H260V175H262ZM102 175V176H101ZM104 175H105V173H104ZM112 175V174H111ZM115 175V174H114ZM126 175H129V170L126 172ZM153 176L154 178H152V180H158V179H156V178H158L159 177V180H161L160 178V176ZM163 175H165V174H163ZM163 175H161L162 177H163ZM167 175L168 174H166L165 175V177H164V179L163 180H165V179H167ZM182 176H183V174H181ZM247 175V174H246ZM249 175V174H248ZM259 175V174H258ZM68 176V175H67ZM130 176V175H129ZM243 176V175H242ZM255 176V175H254ZM253 175H252V178L254 177ZM103 177H105V176H103ZM127 177V176H126ZM148 177V178H149ZM247 177V176H246ZM149 178V181L151 180ZM179 178H180V176H179ZM189 178V177H188ZM251 178V177H250ZM182 179V178H181ZM237 179V178H236ZM242 179V178H241ZM102 180L104 181V183L102 182ZM128 180H130V179H128ZM190 180V179H189ZM196 180H198V179H196ZM131 181V180H130ZM155 181V182H156ZM167 181V180H166ZM178 181V180H177ZM200 181V180H199ZM232 181V180H231ZM245 181V180H244ZM243 181V182H244ZM246 181H247V179H246ZM249 181V180H248ZM251 181V180H250ZM262 181V180H261ZM108 184H107V183ZM155 182H154V187L153 186H151V187H153V192H155L156 190H154V188H155ZM161 182V181H160ZM181 182V181H180ZM183 182H185V180H183ZM252 182V181H251ZM256 182V181H255ZM127 183H128V181H127ZM126 183V184H127ZM162 183V182H161ZM188 183V182H187ZM190 183V182H189ZM109 184H111L113 187H111V185H109ZM116 184V183H115ZM125 184V183H124ZM150 184V185H149ZM164 184V183H163ZM166 184V183H165ZM197 184V183H196ZM239 184V183H238ZM241 184V183H240ZM162 185V184H161ZM185 185H187L186 183H185ZM200 185H201V183H200ZM257 185H259V183L257 184ZM256 185V186H257ZM260 185H261V183H260ZM157 182H156V188L155 189H157ZM159 186H160V183H159ZM214 186H216V185H214ZM221 186V185H220ZM220 186H218V188L220 187ZM223 186V185H222ZM255 186V187H256ZM263 186V185H262ZM111 187V188H110ZM117 187H119V186H117ZM116 187V188H117ZM123 187H125V186H123ZM127 187H129V186H127ZM163 187V186H162ZM201 187V186H200ZM205 187V186H204ZM237 187V186H236ZM243 187V186H242ZM254 187V188H255ZM258 187V186H257ZM256 187V188H257ZM161 188V187H160ZM160 188H159V190H160ZM221 188V187H220ZM226 188V187H225ZM229 188V187H228ZM233 188V187H232ZM249 188V187H248ZM251 188V187H250ZM256 188L254 189V191L256 190ZM258 188H260V187H258ZM257 188V189H258ZM119 189H122V188H119ZM119 189H117L118 191H119ZM126 189V188H125ZM180 189V188H179ZM185 189V188H184ZM183 189V190H184ZM199 189V188H198ZM200 189H202V188H200ZM199 189V191H198V193L197 194H199L200 195V190ZM206 189V188H205ZM204 189V190H205ZM231 189V188H230ZM264 189V188H263ZM116 190V189H115ZM123 190H124V188H123ZM146 190H148V189H146ZM190 190V189H189ZM194 191H195V188L193 189ZM207 190V189H206ZM213 190V189H212ZM216 190V189H215ZM218 190V189H217ZM221 190H222V188H221ZM226 190V189H225ZM228 190V189H227ZM236 190H238V189H236ZM125 191V190H124ZM128 191V190H127ZM150 191H151V189H150ZM163 191H164V189H163ZM176 191V190H175ZM182 191V190H181ZM188 191V190H187ZM242 191V190H241ZM246 191V190H245ZM248 191V190H247ZM250 191V190H249ZM253 191V190H252ZM258 191V190H257ZM256 191V192H257ZM68 192H70V194L69 195H65L64 193H68ZM116 192V191H115ZM119 192H121V191H119ZM144 192L147 194V191H145L144 190ZM143 192V194H145ZM158 192V191H157ZM160 192V191H159ZM196 192H197V190H196ZM202 193H203V191H201ZM219 192V191H218ZM217 192V193H218ZM111 193V194H112ZM117 193V192H116ZM151 193V192H150ZM149 193V190H148V195L150 194ZM156 193V192H155ZM162 193V192H161ZM189 193V192H188ZM207 193V192H206ZM221 193V192H220ZM226 193V192H225ZM229 193V192H228ZM247 193V192H246ZM252 193V192H251ZM259 193H260V191H259ZM258 193V194H259ZM264 193V192H263ZM44 194L46 195V197L44 196ZM57 195V196H61V195H65V196H68L69 198H65V199H62V201L59 203V202H57L56 200L58 199L57 197H56V199H55V196L54 195ZM142 194V195H143ZM146 194H145V196H146ZM152 194H154V193H152ZM183 194V193H182ZM187 194V193H186ZM190 195L192 194V193H189ZM204 194V193H203ZM244 194V193H243ZM255 194H257V193H255ZM254 194V195H255ZM262 194V193H261ZM53 195V196H52ZM114 195H115V193H114ZM113 195V196H114ZM121 195V194H120ZM147 195V196H148ZM151 195V194H150ZM156 195H158V194H155V196ZM181 195V194H180ZM193 195V194H192ZM202 195V194H201ZM200 195V196H201ZM205 195V194H204ZM211 195H213L212 193H211ZM214 195H217V194H214ZM219 195V194H218ZM225 195V194H224ZM223 195V196H224ZM124 196V195H123ZM144 196V195H143ZM154 196V195H153ZM184 196V195H183ZM194 196V195H193ZM210 196V195H209ZM220 196V195H219ZM229 196V195H228ZM245 196V195H244ZM243 196V197H244ZM249 196V195H248ZM259 196H260V194H259ZM45 197V198H44ZM52 197H54V198H52ZM130 197V198H129ZM150 197V196H149ZM152 197V196H151ZM181 197V196H180ZM190 197V196H189ZM192 197V196H191ZM202 197H203V195H202ZM201 197V198H202ZM204 197H206V196H204ZM254 197V196H253ZM264 197V196H263ZM148 198V197H147ZM164 198V197H163ZM193 198V197H192ZM211 198V197H210ZM229 198V197H228ZM232 198V197H231ZM247 198V197H246ZM262 198V197H261ZM260 198V199H261ZM116 199V198H115ZM142 199H143V197H142ZM150 199V198H149ZM155 199V198H154ZM153 199V200H154ZM174 199V198H173ZM177 199H178V197H177ZM182 199V197L180 198V200ZM186 199V198H185ZM190 199V198H189ZM189 199H188V203H189V206L193 203L195 206L194 207H196L198 204L200 205L201 203H202V200L201 199H199L201 202H199L198 204H197V202H196V204L194 203L195 202V200L196 201H199L197 198H193L192 200H194V201H192L191 199V204H190V202H189ZM204 199V198H203ZM209 199V198H208ZM241 199V198H240ZM254 199H256V198H254ZM58 200H61V198H59ZM117 200H119V199H117ZM117 200H116V202H117ZM133 200V199H132ZM134 200H136V199H134ZM133 200V201H134ZM140 201V199H137L136 200V203H138L137 201ZM153 200H150L151 202L150 203H152V201ZM156 201L158 200V197L156 196V199H155ZM164 200V199H163ZM162 200V201H163ZM166 200H167V198H166ZM179 200V201H180ZM214 200V199H213ZM219 200V199H218ZM55 201L58 203V206H56L57 205V203L55 204ZM155 201V202H156ZM173 201V200H172ZM174 201H175V199H174ZM182 201V200H181ZM180 201V202H181ZM185 201V200H184ZM206 201V200H205ZM204 201V202H205ZM209 201V200H208ZM212 201V200H211ZM223 201V200H222ZM258 201H260L259 199H258ZM264 201V200H263ZM165 202V201H164ZM168 202V201H167ZM178 202V201H177ZM176 202V203H177ZM255 202H257L256 200H255ZM114 203V202H113ZM163 203V202H162ZM174 203V202H173ZM175 203V204H176ZM181 203H184L183 201L181 202ZM231 203V202H230ZM253 203V202H252ZM260 203H261V207H262V203L264 204V202H262V201H260ZM153 204V203H152ZM180 204V203H179ZM178 204V205H179ZM193 204L190 206V208L193 206ZM241 204V203H240ZM239 204V205H240ZM204 205V204H203ZM214 205V204H213ZM106 206H108V205H106ZM182 206V205H181ZM200 206H202V205H200ZM207 206V205H206ZM116 207L119 209H116ZM131 207V206H130ZM129 207V208H130ZM133 207V206H132ZM159 207V206H158ZM164 207V206H163ZM186 207H187V205H186ZM211 207V206H210ZM215 207V206H214ZM220 207V203H219V206H218V208ZM248 207V206H247ZM160 208V207H159ZM187 208H189V207H187ZM189 208V209H190ZM197 208V207H196ZM195 208V209H196ZM249 208V207H248ZM161 209V208H160ZM235 209H237V208H235ZM192 210H193V208H192ZM219 210V209H218ZM220 210H222V209H220ZM264 210V209H263ZM262 210V211H263ZM60 211L62 212H64V215L63 216H58V215H60L59 213H60ZM191 211V210H190ZM235 211H237V210H235ZM256 211L258 212V210L256 209ZM137 212V211H136ZM261 212V211H260ZM259 212V213H260ZM142 213V212H141ZM140 213V214H141ZM161 213V212H160ZM235 213V212H234ZM233 213V214H234ZM258 213V214H259ZM134 214V213H133ZM138 215L140 218H141V216L142 215ZM253 214V213H252ZM252 214H251V216H252ZM62 215V214H61ZM71 215V216H70ZM73 215V216H72ZM121 216V218H119L118 217V219L119 220H117V222H116V220H115V218L117 217V216ZM124 215V214H123ZM134 215H136V218L138 217L137 216V214H134ZM134 215L133 216H130L129 218H128V223H131V221H133L135 218H134ZM164 215H165V213H164ZM242 215V214H241ZM234 216H236V215H234ZM244 216V215H243ZM248 216V215H247ZM246 216V217H247ZM238 217V215L236 216V218ZM239 217H241V216H239ZM238 217V218H239ZM261 217V216H260ZM134 218V219H133ZM150 218V217H149ZM235 218V219H236ZM238 218H237V220H238ZM142 219V218H141ZM151 219V218H150ZM249 219V218H248ZM135 220H140V219H135ZM151 220H153V219H151ZM159 220V219H158ZM244 220V219H243ZM161 221V220H160ZM218 221V220H217ZM241 221H242V219H241ZM247 221V220H246ZM249 221V220H248ZM261 221V220H260ZM262 221H263V218H262ZM106 222V223H105ZM146 222V221H145ZM144 222V223H145ZM135 222H133V224H134ZM147 223V222H146ZM149 223V222H148ZM240 223V222H239ZM246 223V222H245ZM249 223V222H248ZM260 223V222H259ZM162 224V223H161ZM242 224V223H241ZM247 224V223H246ZM257 224V223H256ZM255 224V225H256ZM143 225V224H142ZM261 225V224H260ZM136 226V225H135ZM134 226V227H135ZM227 226V225H226ZM132 227H133V225H132ZM133 227V228H134ZM137 227V226H136ZM141 227V226H140ZM183 227V226H182ZM118 228V229H117ZM252 228V227H251ZM256 228V227H255ZM119 229H120V232H121V230H122V233H121V235H119ZM130 229V228H129ZM143 229V228H142ZM163 229H165V228H163ZM163 229H162V231H163ZM183 229V228H182ZM256 229H258V228H256ZM264 230V229H263ZM262 230V231H263ZM129 231H131V230H129ZM161 231V232H162ZM169 231V230H168ZM179 231V230H178ZM177 231V233L176 234H179V232ZM229 231H231V230H229ZM260 231V230H259ZM132 232V231H131ZM166 232V231H165ZM164 232V233H165ZM258 232V231H257ZM115 233H117L118 234V236L116 235V237H115ZM129 233V232H128ZM133 233V232H132ZM226 233H227V231H226ZM250 233V232H249ZM259 233V232H258ZM134 234V233H133ZM252 234H253V232H252ZM251 234V235H252ZM112 236V235H114V236H112V239L110 238V239H106L105 237H107L108 238V236ZM127 235H129V234H127ZM135 235H137V234H135ZM142 235V234H141ZM228 235H229V232H228ZM242 234H240V236H241ZM245 235V234H244ZM244 235H242V236H244ZM258 235V234H257ZM256 235V236H257ZM105 236V237H104ZM110 236V237H111ZM139 236V235H138ZM159 236H161V235H159ZM177 236V235H176ZM237 236V235H236ZM241 236V237H242ZM128 237V236H127ZM133 237H134V235H133ZM168 237H170V236H168ZM224 237V236H223ZM228 237V236H227ZM233 236H231V238H232ZM235 237V236H234ZM253 237V236H252ZM105 238V239H104ZM139 238V237H138ZM179 238V235L177 236V239ZM230 238V237H229ZM228 238V239H229ZM236 238V237H235ZM244 238V237H243ZM257 238H258V236H257ZM162 239V238H161ZM160 239V240H161ZM164 239H166L165 237H164ZM174 239V238H173ZM176 239V238H175ZM177 239H176V242H177ZM222 239V238H221ZM225 239V238H224ZM241 239V238H240ZM226 240V239H225ZM231 240V239H230ZM235 240V239H234ZM236 240H238V237H237V239ZM235 240V241H236ZM256 240V239H255ZM91 241H94L95 242V244L94 243H92L94 246H93V248H94V250H92L93 248H89V245H90V242ZM140 241H141V239H140ZM166 241V240H165ZM179 241V240H178ZM232 242L231 243H234L235 241H233V239L231 240ZM239 241V240H238ZM241 241V240H240ZM227 242V241H226ZM259 242V241H258ZM133 243V245L131 246V244ZM136 243H137V246L139 245V241L137 240L136 241ZM135 243V244H136ZM141 243V242H140ZM224 243V242H223ZM236 244H237V241L235 242ZM239 243V242H238ZM162 244V243H161ZM166 244V243H165ZM176 244V243H175ZM226 244V243H225ZM229 244V243H228ZM228 244H226V245H228ZM236 244H234V245H236ZM253 244V241H252V243H251V245ZM254 244H256V243H254ZM117 245H120L119 246V248L117 247ZM146 246H143L141 249L143 250V252L144 253H140L139 254V256L142 254H145L146 253V255L148 254V249H147V244H145ZM160 245V244H159ZM131 246V247H130ZM142 245H140V247H141ZM157 246V245H156ZM163 246H165L164 245V243L162 244V247ZM174 246H177V245H174ZM230 246V245H229ZM256 246V245H255ZM258 246V245H257ZM116 247L118 248V249H116ZM130 247V248H129ZM135 247H136V245H135ZM134 247V248H135ZM158 247H160V246H158ZM180 247V246H179ZM217 247H219V246H217ZM137 248V247H136ZM152 248V247H151ZM169 248V247H168ZM256 248V247H255ZM258 248V247H257ZM89 249L91 250V252L89 251ZM216 249V248H215ZM155 250H157V249H155ZM162 250V248L160 249V251ZM176 250V249H175ZM213 250V249H212ZM240 250V249H239ZM257 250V249H256ZM133 251H135V250H133ZM139 251V250H138ZM151 251V250H150ZM178 251V250H177ZM179 251H180V248H179ZM218 251V249L216 250V252ZM222 251V250H221ZM130 252H131V249H130ZM181 252V251H180ZM257 252V251H256ZM132 253V252H131ZM130 253V254H131ZM164 253H165V251L163 252V251H161V253H160V255L158 256V258L160 259V261H159V259H157L158 260V262L160 263V264H164L165 262H164ZM253 253H255V251L253 252ZM258 253H259V251H258ZM132 255H133V253H132ZM138 255V254H137ZM141 255V256H142ZM214 255H215V252H214ZM135 258H136V254H134L133 255ZM139 256H138V258H139ZM220 256V255H219ZM218 256V257H219ZM221 257H224L223 255L221 256ZM221 257H219L218 258V260L221 258ZM254 257V256H253ZM256 257V256H255ZM140 258H142V257H140ZM140 258H139V260H140ZM258 258V257H257ZM257 258H256V261H257ZM134 259V258H133ZM132 259V260H133ZM221 259H223V258H221ZM136 260V259H135ZM138 260V259H137ZM166 260V259H165ZM215 260H217V258L215 259ZM238 260V259H237ZM261 260V259H260ZM259 260V261H260ZM220 261V260H219ZM222 261H224L226 264H228V262H226L225 261V259L224 260H222ZM124 262V261H123ZM126 262V261H125ZM129 263H133V261L131 262V261H128ZM128 262H126V263H128ZM144 262V261H143ZM143 262L141 261V263L143 264ZM215 262V261H214ZM218 262V261H217ZM216 262V263H217ZM224 262H221L220 261V264H222V263H224ZM242 262V261H241ZM258 262V261H257ZM125 263V264H126ZM224 263V264H225ZM260 263V262H259ZM134 264V263H133ZM229 264H232V263H229Z\"/></svg>",
    "mask_w": 264,
    "mask_h": 264
}]
</instances>
